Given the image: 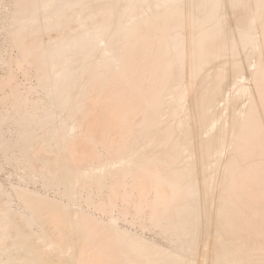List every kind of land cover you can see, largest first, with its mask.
<instances>
[{"label":"rangeland","instance_id":"1","mask_svg":"<svg viewBox=\"0 0 264 264\" xmlns=\"http://www.w3.org/2000/svg\"><path fill=\"white\" fill-rule=\"evenodd\" d=\"M26 1L25 0H18L19 4L21 3L19 6L17 0H0V21H1L0 22V121H1L0 122V185H1L0 191L3 192V193L2 192L0 193V264H134V263L135 264H146V263H148V261L150 262L153 259L156 262L158 261L159 263H162V264L163 263H165V264L166 263H174V262H176L178 264L179 261H182V264L183 263L187 264L190 260L191 261L189 262V264H192V263L193 264H197V263L201 264L200 261H202V264H204V263L205 264H228V263L232 264V262H231L232 258H229V257H233L234 252L235 253L238 252V254H240V255H237V254L236 255L239 257L241 264H248V263L253 264L255 261H257V262H262V260L264 261V233H263L264 231H262L263 226L261 225V224H263V222L261 221L262 218L259 217V215H261V212L257 211L259 209V207L257 208V210L255 209L257 207V205H260V209H262L261 206L264 205V203H262V202H264V200H263L264 194H262V196H263L262 197L261 193L259 194L260 191H258L259 190L258 187L254 183H251V182H255L254 180L251 181L250 179H248L249 183L246 182V188L248 189L249 194H250L247 196L250 197L248 199L251 200L250 204L252 205V208L255 207L254 205H256V207L254 208V210L252 209V211H249V210H251V208H250L251 206L248 205L249 203H247V206H248L247 208L245 207L246 205L244 206L243 202L242 203L240 202V200H239V203H237V202L234 203L235 205L233 204V208H235V210H237L236 211L237 214L235 213V215L237 218L239 217L238 219L234 217L235 218L234 223L235 224L237 223L235 225L236 227L232 226L231 228H233L234 230L231 229V230H229L230 232L228 231V232L222 233L220 231L221 226L219 228V224L221 223V221H220L219 213H218L219 210H217V209H219L218 207H220L219 206L220 197L224 194V192L226 190L225 187H227V184H226L227 182L225 183L224 180L226 181L227 176L230 175L231 169H229L227 166L231 167V165H232L231 163L234 162L235 159L238 160V158H236L234 156V155H236L235 152L233 154L231 153L233 148H234L233 150H235V144L234 143H232V145L229 143L227 144L229 147H231L230 148L231 151H229L230 149H227V147L224 148L223 150H222L223 147H221V146H220L221 149L220 148L216 149V147H215V149H212L213 151H211V150L209 151V153H211L210 155L208 152H206L208 154L205 153V155L202 158L201 154H199V153H203L204 150L201 151L202 149L198 148L199 147V145H198L199 140L198 141L197 140L190 141L193 143L192 145H191V143H189L188 140H183V138L185 136V134L183 135V133H185L186 127L189 125V124L186 125V123H184V122H187V120L190 121L189 117L191 116V115L189 116V114H190V100L186 99L187 97H185V99L184 98L179 99V97H178L177 100L175 99L176 102L178 100L180 101V102L178 101L179 103L177 102L178 103V106H177V103H175L174 97L177 98L178 95L176 93L177 92L179 93L181 90H183L182 87L184 88L186 81H185V83L183 81L182 85H181V83H179L180 84L179 85V84H177L178 82H174L172 84L173 88L169 89L170 92L168 91L164 94L165 96L163 95L162 100H165V101H163V104L161 102L160 106L158 107V109L155 112L156 116H158V117H156V121L154 124L155 125L154 127H156V128H154V127L151 128L150 130L152 132L149 130V133L147 134L148 137L146 136L149 139L145 138L146 134L144 135V138L142 137L143 135H141V137H137V136H139L138 135L139 130H142L144 125L146 124L145 121H147L148 116L153 114V112H154L150 108L151 92L148 91L149 93L147 94V91H146V94H145V88H143V86H141V85H143L141 83L142 81L140 82V81L136 80V79H138V75H137L138 73L135 74L134 77L132 75H131V77L129 75H127L128 78L125 76V74L123 73V70L121 69V68H123L122 63L120 66V63L118 61H116V60H119L121 62L123 60V59L122 60L117 59L119 57L116 56V54H118V53H115V51H118V49L113 50L114 51L113 52V51H110V49H112V48L109 46V50H108V48H107L108 46L106 45V42L104 41V39L103 40L100 39L101 37H99V35L96 36V38L98 37L99 38L98 41L101 40V41H103V43L101 41H100L101 43H99V44L97 41H95V42H97V45H101V46H98V47H97V45L95 46L96 43L94 42V40L96 38L94 39L95 36L93 33H92L93 34V38H92L93 40L91 39L92 45L94 47H96L95 49H93V51L95 52V54L98 55V57L91 50L90 51L87 50L88 49L87 46H85L86 49L84 48V46H82L83 50H81V48H82L81 46L79 47V45H81V43L83 42L82 41L83 38L90 40V37H92L91 36L92 34H90L91 31L89 29L95 28V26H91V28H90V25L92 22L91 20H93V22H92L93 25L99 26V24H97V22H98L97 20L98 19L101 20V18L103 19L104 17H106L105 15H103L102 17L99 16V18L92 17L91 19L88 17V15L94 16V12L98 11V9L96 10L95 8H102V7L101 6L97 7L96 5H98V4H88L87 3V6H88L87 7L88 9L86 8L87 11L85 10V8L82 11L83 7L85 6V4L84 5H82V4L85 3L84 2L85 0L84 1L83 0H76V1L71 0L73 3L68 2L69 0H67V2L64 0V2H66V3L62 2L63 0H54L55 2H53V0H48V3H47V0H46L45 4H47L48 6L43 3L44 0H42L43 2H38L40 0H38V1L32 0V1L38 2V3H35V2L31 1L32 4H30L29 0H28L29 3L28 2L26 3ZM57 1H59V2H57ZM141 1L139 3H137L139 6L136 5V3L134 1L128 2L129 4L127 2L126 3L123 2L122 4H120V2H121L120 0H117L115 2L117 9L115 8V4H114V7L112 9V12H114V14H116V12H119L120 9H122L123 7L124 8L126 7L125 9H127L126 10L127 12L125 11L124 8L122 9L123 12H125V14L128 13V11H129L128 8L130 6H133V8L130 7L131 8L130 10L135 9L136 7L137 8L139 7V9H140V10H137V8H136L137 11L132 10L133 14L132 13H128L127 15L124 14V17L128 16V15L129 16H128V18L127 17L122 18V20H121V22L123 21L121 23L122 26L123 25L126 26V23H128L130 25L133 24L134 22L136 23V19L138 22L141 21L138 19L139 16H140V19H143V18L145 19V17L149 18V17H151V14L153 16L154 15L153 13H156L160 9H162V8L167 9V7L169 8L170 3H172L171 6L178 3V0H174L175 4H173V2H174L173 0H168L169 2H166L167 0H163L165 2L162 3V5H163L162 6L161 0H160V4H158L159 0H157L158 3L157 2L155 3L156 0H149V1L148 0L147 1L141 0ZM143 1H146V2H143ZM227 1L225 2V0H224V4L220 8V11L218 10V14L220 13L219 14L220 19H223V21L225 20V22H224L225 26H226V29L224 26L225 32H227V34L231 35V37H232V34H234V31L237 29L236 25L239 26L241 24L242 20L244 19V17H241L244 15V11L242 10V7H241V6H243V5H241L243 2L240 3V0H239V2L237 1L238 2L237 3V2H234L233 0H231L233 2L232 4L235 3V5L239 6V8H238V7H235V5L233 6L231 4V1H228L230 3H228ZM117 2H119L121 7L119 4H117ZM151 2L154 4H152ZM22 3H23V5L24 4L25 5L22 6ZM50 3L51 4L54 3V5L53 4L51 5ZM58 3H59V5L61 3V5H60L61 7H59V8H58ZM68 3H69V5H68ZM74 3H76L78 6L76 5L73 8H71L70 4L72 5ZM78 3L80 4V6ZM134 3H135V5H133ZM140 3H142V5H143L142 7H141ZM149 3H151V4L149 5ZM164 3L165 4L167 3L166 7H165ZM168 3H169V5H168ZM188 3H189V1H187V3H185V5L186 4L188 5ZM245 3L249 6H251L252 0H245ZM35 4H39V5H35ZM229 4L231 5V7H229ZM28 5L29 6L31 5L30 6L31 8ZM32 5L36 6V7L41 6V8L40 7L36 8V7H33ZM56 5H57V8L56 9L54 8L56 11L54 9H53L54 10L53 11L52 8L54 6L56 7ZM62 5H64V6H62ZM65 5L68 6V8L66 7L67 9L66 8L63 9V7H65ZM189 5H190V3H189ZM43 6H44V10H43ZM93 6H94V9L92 8ZM146 6L148 8H146ZM154 6L155 7L158 6L157 10H156V8H154ZM24 7H25V9H23ZM32 7H33V9H32ZM46 7H47V9H46ZM48 7H49V9H48ZM77 7L78 8L80 7L81 9L79 8L80 9L79 10ZM186 7H188L186 9H189V6H186ZM89 8L90 9L92 8V10H90ZM114 8L116 10H114ZM13 9H14V12H12ZM36 9H38L39 11L40 10L41 11L43 10V11L42 12L40 11L39 13H37L38 10H36ZM164 9H162V11ZM232 9L235 10L236 13ZM239 9H241V10H239ZM33 10L35 11V13L33 12ZM58 10H61V11H59V13H58ZM93 10H94V12H92ZM236 10H238V11H236ZM30 11L32 13H34L35 16H34V14L32 15V13L30 15L29 14ZM241 11H242V13H241ZM67 12H68V14H66ZM78 12L79 13L81 12V14H84V15L81 16V14H78ZM82 12H84V13H82ZM86 12H88V13H86ZM106 12H108V11H106ZM159 12H161V10ZM16 13H18V14H16ZM53 13H54V15H53ZM73 13L75 14L76 17L73 15ZM85 13L88 14L87 17H86ZM200 13L201 12L199 10V13H197V16L198 15L201 16ZM15 14L17 15V17ZM240 14H241V16H240ZM62 15H63V17H62ZM69 15H70V18H69ZM235 15H236V17H235ZM36 16H38V17H36ZM78 16H79V19H78ZM134 16L136 17V19H134ZM30 17H31V19H29ZM93 18H95L97 20H95ZM12 19H14V20H12ZM23 19H24V21H23ZM34 19H35V21H34ZM74 19H75L76 23H75ZM106 19H109V18H106ZM110 19H114V17H112ZM125 19H127V20H125ZM27 20L31 21L30 25L28 24L30 22H28ZM53 21H55V22H53ZM12 22H13V24H12ZM34 22H35L36 27L34 25H32V24H34ZM19 23L21 25H19ZM78 23H79V25H78ZM99 23H100V21H99ZM15 24H17V26ZM23 24L24 25L26 24V27L23 26ZM58 24H60V25H58ZM84 25L90 31L89 32L90 35L88 34V30L84 27ZM130 25L128 27L127 26L126 27L129 28L132 26V25L131 26ZM44 27H46V28H44ZM52 27H53V29H52ZM42 28H43V31L40 30ZM64 28H65V30H64ZM153 29L156 30V28H153ZM193 29L194 28H192L191 31ZM197 29L198 28H195V30H193L194 33L197 31ZM23 30L25 33L23 32ZM85 30H87V32ZM186 30H187L186 32L184 30V33H187V32L190 33L191 32L189 30V28ZM258 30L259 29H257V30L255 29L252 31V33L254 32L253 35L256 33L255 34L256 36L255 35L253 36L254 37V43H256V44L253 43V44H249L248 46L245 45V46H243L244 48H242V46L234 47L233 50H231V51L229 50L230 55H229V51H228V54L224 53L223 56H222V54L219 55L220 58L217 57L215 59L216 61L212 62L213 64L211 63L210 65H206L205 68H203L202 71H200L198 80L200 81V79H202V78H205V79L207 78V80H209L208 81L209 83L206 80V83H208V85L209 84L211 85L212 83H210V82H213L212 80L215 81L219 76H220L219 78H221L220 80L223 81V84H221V89L222 88L223 89L222 90L220 89L221 94H222V95H220L221 98L219 97L217 99V102L212 107L209 108V110H208L209 112H207V113L209 114L208 117L210 119V122H209L210 124L208 123L209 124V125H207L208 127L206 126L203 133L201 132L199 134V136L201 137L200 140H204V141L208 140L212 135H215L221 129L224 131L227 130L226 132L229 134L232 133L231 132L232 128L235 126L233 123L236 124V122H237L236 125H238V123L240 125L242 123L241 119L243 118L242 120L243 121L245 120L244 118H246V116H247V113H248L247 111L251 107H253L254 108L253 110H256V111H257V108L259 107L258 108L259 113L262 111V107H261L260 100H259L260 94L258 93V95H256L257 98H259L257 100H256V96H255V94H257L256 92H259V90L257 89V87H255L256 84L254 82H256V79H255L256 77H255V73L253 72V71H255V69L257 70L256 67H258L259 63L263 62L262 64L264 65V52H263L264 50L260 49L263 47H261L262 43H259L262 41L263 38H262V36H260V35H262L261 31L260 30L258 31ZM17 31H18V35L20 34L19 36H17ZM26 31H28L29 33ZM50 31H51V33H50ZM56 31H59V32H56ZM156 31H158V30H156ZM9 32H10V34H9ZM84 32L86 35L84 34ZM198 32H199V29L196 33H198ZM38 33L41 35H39ZM57 33H59V34H57ZM188 33L186 36L183 34H181V35H183L187 38L189 36L191 37V34H193V35L196 34V33L195 34L190 33V35H188ZM30 34H31V36H30ZM69 34H72V35H69ZM81 34L88 36L89 38L88 37H82ZM78 37H80V39ZM13 38H14V40H13ZM22 38H24V39L26 38V39L24 40ZM40 38H43V39H41L42 41L40 40ZM257 38H258V40H257ZM20 39H22V40H20ZM57 39H59V40H57ZM70 39H72L73 41ZM55 40H56V43H54ZM78 40H80L82 42L80 43V41H79V44H78L77 43ZM255 40H256V42H255ZM14 41H15V43H14ZM23 41H24V43H23ZM34 41H36V43ZM57 41L60 42V43H58L59 45L60 44L66 45V43H67V45L71 44L70 49H72V52H71L72 57H70L71 55L69 56V54H71L70 52L68 55L63 53L64 56L66 55L67 57L69 56L70 58L63 57L62 55L59 54L60 55L59 58H61V56L63 57V58H61L63 60L58 58L59 61L60 60L62 61V62L57 61V62H59V64L57 62H55L53 57L51 60L48 59L49 57H51L49 55L54 49H56L54 51H58L57 49L61 48V46H64V45H61L59 47V45L57 44ZM117 42H115V43H117ZM104 43L106 45L105 48H103L105 46ZM35 44H36V46L38 44V46L36 47ZM52 45H55L56 47L58 46L59 48L58 47L56 48L53 46L54 47V49H53V48H51ZM250 45H253V47ZM254 45H255V47H254ZM72 46H74V49L72 48ZM154 46H155V48H157L156 45H154ZM246 46H247V50H246ZM76 47H78V49H76ZM100 47H102V49H104V50H106V48H107V51H98V50H100L99 49ZM122 48H124V47H122ZM122 48H121L122 51L121 50H120L121 52L119 51L120 53L123 52ZM155 48L153 51H155ZM191 48L193 49V46L190 47V49ZM75 49L78 51H76ZM84 49L86 50L87 53L91 52L92 57H90V55L88 56L91 59L86 57L87 53L84 52V54H83ZM234 49H237V50L235 51ZM73 50H75V51H73ZM124 50L126 51V48ZM25 51H26V53H25ZM38 51H39V53H38ZM45 51L47 52V55L50 52L48 55V58H47ZM96 51H98V52L96 53ZM105 52H106V56L104 54ZM107 52H109L110 55ZM110 52L111 53L113 52L112 53L113 56L117 57V58L113 59L115 61L110 59L113 61L112 63L115 62V64H112V66L110 67L111 69L110 68L104 69V67H102V66L105 63L106 58L111 56ZM232 53H234V54H232ZM125 54H127V53H125ZM125 54L122 53L121 56L124 55L126 57ZM239 54H241V55H239ZM20 55H21V57L22 56L23 57L20 58ZM103 55H104V57H103ZM43 56H44V58H43ZM45 56H46V59H45ZM118 56H120V55L118 54ZM93 57H94V59L96 58L94 60L96 63V66L97 65L99 66L101 63L103 64L100 66L102 68H99L98 66L97 67L94 66L97 71L99 70L98 71L99 74L97 71H95V68L93 67V65L95 64L93 61ZM100 57H101V59H100ZM64 58L70 60V61H68L69 63L67 62V60H66V62H64L65 61ZM79 58H80V60H84V62H85V60H88V61H86L85 63L82 61V63H81ZM257 58H258V60H257ZM75 59H78L79 62L76 61ZM46 60H49V61H46ZM52 60L55 62L56 65L52 64L53 63ZM72 60H74L76 62H74L72 64ZM90 60H92V61H90ZM50 61H52V63ZM224 61H226V62L224 63ZM234 61L236 62V64ZM77 62H78V64H77ZM87 62L89 63V65H88V67H85V69L88 68V70L87 69L86 70H87V72L88 71H90V72L85 73L86 72V70H85L83 73L81 71V68L83 66L82 64L84 63V65H86V64H88ZM116 62H118L119 65H117L118 63H116ZM64 63H66V64H64ZM48 64H49V67L46 66ZM60 65L62 67L65 66V68H62ZM66 65L67 66L70 65L69 67L75 66V67H73L74 69H76V70H74V73H76L77 75L73 74L74 77L76 76L74 78L75 81H74L73 85L71 86V89H73L74 91L70 89L69 94L66 96L67 98L68 97L69 98L68 99L66 98L65 99L66 101H65L63 98H60L59 93H58V87H60V85L62 84L61 82L64 81V79H65L64 75L65 76L70 75V74H68L69 67H67ZM90 65H92V69H91ZM115 65H116V67H115ZM146 65H148V62H145V67H146ZM239 65L242 66L243 68L240 67ZM89 66H90V69H89ZM235 66L239 70H241L240 72L238 70L239 75L236 73L237 76L233 73V71L237 70ZM52 67H53V71L50 70ZM186 67L187 66H185L184 69L187 72L188 68H186ZM83 68H84V66H83ZM48 69H49V71H48ZM100 69H103L104 72H102L103 70L100 71ZM143 69H144V66H143ZM223 69H224V71H223ZM63 70H64V72H66V74L63 72ZM79 70H80V72H79ZM91 70H93V71H91ZM105 70L107 73L109 72L108 75H106ZM58 71H60V73ZM56 72H58V73H56ZM119 72H122V73L120 74ZM53 73H55V74H53ZM95 73L99 76H96ZM116 73H118V74H116ZM59 74H60V76L62 74V76L60 77ZM93 74H94V76H93ZM209 74H210V76H209ZM252 74H254V77ZM49 75L54 76L53 79L51 76V80H50ZM56 75H57V77H56ZM101 75H103V76H101ZM83 76H85V77H83ZM89 76L91 77L90 80L88 78ZM92 76H93V78H92ZM112 76H114V78ZM94 77H96V78L98 77V78L94 79ZM229 78H231V80H229ZM93 79L97 80V81H94ZM113 79H114V81H113ZM119 79H121L122 83ZM122 79H124V81ZM232 79H233V81H232ZM58 80L61 84H59L57 82ZM185 80H187V78ZM216 81L219 82L218 79ZM230 81L232 82V84L230 83ZM241 81L242 82L244 81V82L242 83ZM49 82H50V85L53 84L54 87H53V85L52 86L48 85ZM103 82H105V83H103ZM44 84H47V85H44ZM74 84H76L75 89H74V87H75ZM131 85H133L134 88ZM85 86H86V88H85ZM177 86H179V89L180 88L181 89L178 90ZM233 87H234V89H233ZM47 88H49V89H47ZM99 88H100V90H99ZM54 89H55L54 92L56 95L53 93ZM254 89H255V91H254ZM174 90L176 93L174 92ZM243 90H245V91H243ZM48 92L50 93V95L48 94ZM117 93H119V94H117ZM168 93H170V94L172 93V94L171 95L169 94V96H168ZM116 94L119 96V98ZM136 94L138 95V98H137ZM235 94H236V96H235ZM103 95H105V96H103ZM250 95H251V97H249ZM95 96H97V97L95 98ZM98 96H100V97H98ZM122 96H124V97H122ZM166 96H168V97H166ZM132 97L133 98L136 97L134 99V102H133ZM164 97H165V99H164ZM172 97H173V99H172ZM188 98H190V97H188ZM96 99H98V100H96ZM228 99H230V100H228ZM68 100H71V101H68ZM167 100H168V102H167ZM173 100H174V102H173ZM72 101H73V103H72ZM110 101H112V102H110ZM59 102L62 104V106L59 105L60 104ZM51 103L54 105H52ZM172 103L174 104V106ZM128 105H129V108L124 109V108L128 107ZM133 106H134V108H133ZM179 106H181V107H179ZM50 110H52V111L50 112ZM176 110H178V111H176ZM84 111H85V113H84ZM242 111L244 112V114ZM108 114H110V115H108ZM245 114H246V116H245ZM187 115H188V117H187ZM242 115H243V117H242ZM260 115H262V112L260 113ZM28 117H29V119H28ZM34 117H35V119H34ZM48 117H49V119H48L49 122L47 120ZM211 117H213L212 122H211ZM124 119H125V121H124ZM238 119H240L241 123ZM27 120H29L30 122L29 121L27 122ZM163 120L165 123L163 122ZM187 123H189V122H187ZM212 123H213V125H212ZM72 125H73V127H72ZM89 125H90V127H89ZM93 125H95V127ZM25 126H27L28 128H26ZM96 127H98V128H96ZM23 128L26 130L25 131L22 130ZM53 128H54V130H53ZM137 129H138V132H137ZM183 130H184V132H183ZM210 130H212L213 132ZM263 130H264V125H263ZM23 132H25V135ZM154 132L156 133V135L157 134L160 135V132H162V133L164 132V135L167 134L166 140L164 142L165 145L163 144V146H158L156 144V146H157V148H156V146H155V143H156L155 142V136L156 135ZM166 132H168V133H166ZM26 133L28 134V136H26ZM150 133H153V134H150ZM209 133H211V134H209ZM55 134H56V136H55ZM135 136H136V138H134ZM24 138H25V140H24ZM184 141H187V142L184 143ZM137 143L139 146H137ZM177 143H178V146L175 145ZM158 147H160V148H158ZM202 148H203V146H202ZM225 149L228 150L229 151V152L227 151L228 154L231 153L235 159L232 157L231 154L227 155V152L225 151ZM216 150H218V151H216ZM163 151H165V152H163ZM110 152H111V154H110ZM174 153H175V155H174ZM190 153H192V154H190ZM95 154H96V156H95ZM144 156H146V157H144ZM157 156H159L158 158H160V157L161 158L158 159ZM175 156H176V158H174ZM206 156H208V158ZM230 156L234 160L231 159L232 160L231 162H227L230 160V159H228ZM142 157H144V158L142 159ZM150 158H152V159H150ZM145 159H147L146 162H148V163L145 162ZM189 159H191V160H189ZM256 159H258V157ZM148 160L149 161L153 160V162H151V161L149 162ZM154 160L156 161V164L154 163L155 162ZM220 160H221V162H220ZM138 161L139 162L142 161V162L139 163ZM46 162L49 163V165H46ZM168 162H170L169 164H171V165H169V164L167 165ZM238 162H239V164H244L241 159H239ZM249 162H250L249 160H248V162L245 161L246 164ZM54 163H56V164L58 163L59 166L54 164ZM149 163H151L152 165ZM174 163H175V165H174ZM111 164H112V166H111ZM136 164H139L140 167L137 166ZM135 166H136V168H134ZM164 166H165V168H164ZM137 167H138L139 171H136ZM241 167L244 168L243 166H241ZM158 168H159V170H158ZM161 168H163V169L161 170ZM132 169L133 170L135 169V171L133 172ZM140 169H142L143 171ZM69 170H71V171L69 172ZM174 170H177L178 173H182V178H180V187L183 186V188H185L186 185L187 186L190 185L191 187L193 186L196 188H198V187L201 188V190L199 188L194 190L192 192L193 195L190 194L189 192L186 193L187 190H184L183 188H181L182 192L179 191V194H183V196L189 197L191 199V201L192 200L194 201V202L193 201L192 202L194 203L195 208L197 210V212H196L197 219H196V217H195V219L198 222V226L196 227L198 229L196 231L197 232L196 233L197 240H196V235H194L195 233L192 231H189V229H188V232L185 229H183L184 231L182 230L183 236L181 235V231H180V235H179L180 237L178 236V234L176 235V233L178 231L173 230L174 231L173 232L171 229L172 220L174 221V218H177V217H174V213H173V211L175 212V206L174 205H176V203L180 201L179 197L181 196L179 194H178L179 195L178 196V195H174L172 193V195L177 196L176 198H179L178 200H176V203H175V200L170 199L171 191H169V190H172V188L170 189L169 187L171 185L170 182L173 181L172 180V178H173L172 173L174 172ZM140 171H142L141 172L142 175L146 176L145 179L140 174ZM135 172L137 174L134 176L133 174ZM146 172H148V173H146ZM120 173H123L124 175L121 176L122 174H120ZM149 173H151V175ZM155 173H157V174L155 175ZM51 174H53V175H51ZM118 174L120 175V178L121 179L123 178L124 180L123 179L121 180L119 178ZM146 174H148V175H146ZM127 175H128V177H127ZM179 175L181 176V174H179ZM124 176H126V178ZM155 176H157V177H155ZM140 177H141V179H140ZM150 177H151V179H150ZM85 178H87V179H85ZM138 178H139V180H138ZM153 178H155V179H153ZM116 179L121 180L120 181L121 183L119 182V180H116ZM115 180L117 183L114 182ZM151 180L154 183L151 182ZM82 182H83V184H82ZM149 182L152 184H150ZM161 182H162V184L164 182V185L161 184L162 185L161 186L160 185ZM165 182L167 184H169V183L170 184L165 185ZM141 183H143V184L141 185ZM154 184H156L158 187L157 188L155 185V187H156L155 191H154V186H153ZM135 185L136 186L138 185V186L136 187ZM146 185H148V186H146ZM167 186H168V188H166ZM255 186H256V188H254ZM147 187H148V189H147ZM162 187H164L165 189ZM204 187H206L205 193L202 192V191H204ZM134 188H136V189H134ZM139 188H141V189H139ZM3 189L5 192L3 191ZM250 189H251V191L252 190L253 191L251 192ZM143 190L145 192H143ZM217 190H218V192H217ZM168 191H169V193H168ZM255 191H257V192H255ZM24 193H25V195H24ZM167 194H168V196H167ZM251 194H252V196H251ZM154 195H156V196H154ZM255 195L256 196L258 195V197H255ZM68 196H69V198L67 199ZM159 197L161 199H158ZM155 198L158 200L157 202H156ZM163 198H164V200H163ZM171 198H175V197L172 196ZM169 199L172 201L170 202ZM260 199L262 201H260ZM153 200H154V202H153ZM165 200L168 203V204L166 203L167 205L165 204ZM253 200H254V202H253ZM58 202H59V204H58ZM3 203H4V205H3ZM150 203H152V204L154 203L155 208H157L158 210L155 209L153 207V205H151ZM156 204H158V205L156 206ZM163 205H166L167 207L166 206L163 207ZM59 206H61L63 209ZM171 206L174 208H171ZM60 208L63 211L64 215H63L62 211L59 210ZM151 208H154V209H151ZM166 208L168 209V211L164 212L166 210ZM263 209H264V206H263ZM263 209L261 211H264ZM7 210H9V211H7ZM152 210H153V212L155 210V212H154L155 215L153 214ZM205 210H207V212H205ZM255 210H256L255 213H257V214H254ZM71 211H73V212H71ZM198 211H199V214H197ZM216 211H218V212H216ZM258 212H260V214H258ZM205 213H207V214H205ZM3 214H5V215H3ZM56 214H58V215L55 216ZM248 214H249V216H248ZM262 214L264 216V212ZM152 215H154V216H152ZM163 216H164V218H163ZM68 217H69V219H68ZM165 217L168 218L167 220H169V221L165 220L166 219ZM155 218H157V219H155ZM218 219H219L220 223H219ZM239 219H241V220L239 221ZM166 221L168 222L169 228H168V226H166L167 225V223H165ZM175 221H178V219ZM169 222H170V224H169ZM250 222H251V224H250ZM216 224H218V228L220 230L217 228ZM76 228H78V229H76ZM211 228H213V229H211ZM55 229H56V231H55ZM166 229L167 230L169 229V230L167 231ZM62 232L64 234H62ZM191 232H192V234H191ZM186 233H189L190 237L192 235L195 236V240H193L194 239L193 236L189 240V238H188L189 236H188V234L186 235ZM61 234H62V236H61ZM124 234L127 235L126 237H128L130 239V242L134 241L137 245L140 246L139 248H143L145 250V251H143L142 249H138V248L135 249L138 246L135 244H132L134 242H131L129 245L127 244L129 248H130L131 244L133 245V246L131 245L132 246L131 248L133 250L132 251L133 255L135 254V252H134L135 250H136V253L138 250L140 252H141V250L143 251L140 253V254H142L141 255L142 256V258H141L142 262H141V260H139L141 257V256H139L140 254H138L139 251L134 256L132 254L127 255V253H131L130 251L128 252V250H131V248L129 249L125 245L126 242L128 241V239H126V237H124L125 236ZM219 234L221 235V238H220ZM260 234H261V236H260ZM175 235H176V237H175ZM117 236H119V237H117ZM177 236L179 238H181V236H182V239H179ZM131 237H132V239H131ZM85 238H86V240H85ZM89 238H90V240H89ZM187 238H188V241L186 242ZM87 239H88V241H87ZM124 239L126 241H124ZM214 239L216 242L220 240L219 241L220 243H221V241H223L222 242L223 244H220L218 242L220 244V245L217 244V246H219V248L222 245L224 247V244H225L224 255L221 254L222 252L221 253L219 252V249L217 248L216 245L214 246V242H215ZM234 239L236 240V242ZM122 241H123V243H122ZM138 241H140V242H138ZM191 241L192 242L197 241V244L196 245L194 244L196 246V248H191L192 247V246H190V245H192ZM249 241H250V243H249ZM234 242H235V244H234ZM75 243H77V244H75ZM128 243H129V241H128ZM248 243L250 244V246ZM230 244L234 245V246L232 247ZM242 244L244 245V247L242 246ZM245 244H247V245H245ZM252 244H254V245H252ZM125 246L128 248L127 252H126ZM226 246H228V248ZM246 246H247L246 249L249 248L250 251L251 250L252 251L250 252L249 249L246 251V249H245ZM253 246L259 247V248H254ZM241 247H243V249H245V250L241 249ZM150 248H152V249L150 250ZM37 249H39V250H37ZM227 249H229L230 252H228ZM238 249H240V250L238 251ZM241 250H243V252H241ZM121 251H122V253H121ZM155 251H157L159 253H157ZM160 251H161V255H159ZM217 251H218V253H217ZM145 252H147V253H145ZM150 252L151 253L154 252L158 258L160 257L159 259L161 262L159 261L158 258H157L158 260L156 259V256H154V253L152 255ZM213 252L215 255L213 254ZM257 252H259V253H257ZM165 253H166V255H165ZM172 253H174V254H172ZM231 253H233V254H231ZM242 253H244V254H242ZM125 254H126V256H125ZM144 254H147V255L149 254V255L147 256ZM131 255H132V257H131ZM168 255H169V257H170V255L171 256L175 255V256H180V257H175V256L173 257L172 256V257L168 258L167 257ZM211 255H214V256H212L213 258L211 257ZM260 255H261V257H260ZM128 256H129V260H130V257L132 258V260H131L132 262L128 261L126 259V258H128ZM145 256L149 257V258H147L148 260L146 262H145L146 258L145 259L143 258ZM202 256H203V258H202ZM215 256H217V257L219 256L218 257L219 262H217V260L214 259ZM249 256H250V258H249ZM254 256H256V257H254ZM152 257H154V258H152ZM161 258H162V260H161ZM171 258H172V260H171ZM174 258L176 259V261ZM205 258H207V259H205ZM211 258L214 259V262H217V263H213L212 262L213 260H210ZM252 258H253V260H252ZM257 258L259 260L260 259L261 260L259 261ZM133 259H135V261ZM244 259H245V261H244ZM246 259H247V262H246ZM143 260H144V262H143ZM164 260H166V262ZM173 260H174V262H173ZM207 260H208V262H207ZM223 262H225V263H223ZM150 263H148V264H150ZM179 264H181V263H179Z\"/></svg>","mask_w":264,"mask_h":264},{"label":"bare ground","instance_id":"2","mask_svg":"<svg viewBox=\"0 0 264 264\" xmlns=\"http://www.w3.org/2000/svg\"><path fill=\"white\" fill-rule=\"evenodd\" d=\"M26 1V0H25ZM30 1V4H32V2H35V1H32V0H29ZM32 1V2H31ZM36 1H38V0H36ZM45 1L46 0H44V2L42 1V0H40V1H38V2H43L44 4H45ZM66 2H67V0H65ZM76 1V0H75ZM84 1V0H83ZM117 0H85L84 2L85 3H83L82 5H84L85 4V6L83 7V9H82V11L84 10V8H85V10H86V8L88 7L87 6V3L88 4H98V5H96L97 7H102V8H95L96 10L98 9V11H96V12H94V10L92 11V12H94V16H89L88 14H86V13H88V12H86L85 14H86V17H87V15H88V17L91 19L92 17H97V18H99V16H103V15H105L106 17H104L103 19L101 18V20L100 19H95V18H93V19H95V20H97L98 22H97V24H99V26H96V25H93V20H91L92 22H91V25H90V28H91V26H95V28H92V29H89L90 31H91V33L90 34H94V39L96 38V36H98L99 35V37H101L100 39H104V41L106 42V45L108 46L107 48H108V50H109V46L112 48V49H110V51H113V50H117L118 49V51H115V53H118L120 56H118V54H116V56L117 57H119V58H117V57H114L113 56V52L111 53V56H109L110 54H109V52H107L109 55V57H107L106 58V60H105V63H104V65L101 63L98 67L99 68H102V67H104V69L105 68H110L111 66H112V64H115V62L114 63H112L113 61H115V60H113L114 58H117V59H120V60H122L121 62L119 61V60H116V61H118L119 63H120V66H121V63H122V67L123 68H121L122 70H123V73L125 74V76L127 77V75H129L130 77H131V75L134 77L135 76V74H137L138 75V79H136V80H138V81H142L141 83L143 84V85H141V86H143V88H145V94H146V91H147V94L149 93V92H151V101H150V103H151V105H150V108H151V110H153L154 112H153V114H151V115H149L148 116V118H147V121H145L146 122V124L144 125V127H143V129L142 130H139V132H138V129H137V132H138V135L139 136H137V137H141V135H143L142 137L144 138V135H145V138H147L148 136H147V134L149 133V130L151 129V128H153L155 125V121H156V117H158V116H156V114H155V112H156V110L158 109V107L160 106V104H161V102H162V104H163V101H165V100H162L163 99V95L166 93V92H170V88H173L172 87V84L174 83V82H178L177 84H179V83H181V85H182V83H183V81H184V83H185V81H186V83H185V85H184V88L182 87V89L183 90H181L179 93L177 92H175V90H174V92L178 95L177 96V98H175L174 97V100L176 99H178V97H179V99H185V97H187L186 99H189L190 100V114H189V118H190V121H188L187 120V122H189V123H187V122H184V123H186V125H188L187 127H186V130H185V133H183V135L185 134V136H184V138H183V140H188L189 141V143H191V145L193 144L192 142H190V141H195V140H199V143H198V145H199V147L198 148H201L202 150L201 151H203L204 150V152L203 153H199V154H201V156H202V158H203V156L205 155V153L206 152H208L209 153V151L211 150V151H213L212 149H215V147H216V149L217 148H220V146L221 147H223L222 148V150L224 149V148H226L227 147V149H230L231 147H229L227 144L229 143V144H231L232 145V143H234L235 144V150H233L232 149V154L235 152V154L237 155H234L236 158H238V160L239 159H241L242 161H243V163L244 164H239V162H238V160L237 159H235L234 158V156L232 155V157L235 159H233L231 156L228 158V159H230L229 161H227V162H231L232 160H234V162H232L231 164V167H229V166H227L229 169H231L230 170V175L229 176H227V178H226V181L224 180V182L227 184V187H225L226 188V190H225V192H224V194L220 197V201H219V206L220 207H218L219 209H217V210H219V212L218 211H216V212H218L219 213V218H220V221H221V223H220V221H219V219H218V221H219V223L221 224H219V228H220V226H221V230L218 228V224H216L217 225V228L223 233V232H228L229 230H231V229H233V228H231L232 226H235L236 224L234 223L235 222V218H237L236 217V215H235V213H236V211L237 210H235V208H233V204L234 203H239V200H240V202L242 203L243 202V204H244V206L247 208L248 206H247V203H249L248 205H250L251 207V210H249V211H252V209L254 210V208L256 207V205H254L255 207L254 208H252V205L250 204L251 202V200L250 199H248V198H250L249 196H247V195H250L249 194V191H248V189L246 188V182L247 183H249L248 181V179H250L251 181L252 180H254L255 182H251V183H254L257 187H258V191H260L259 192V194L261 193V196H262V194H264V130H263V125H264V65L262 64V63H259L258 64V67H256L257 68V70L255 69V71H253L254 73H255V79H256V82H254L255 84H256V86L255 87H257V89L259 90V92H256L257 94H255V96L256 95H258V93L260 94V99L259 98H257V96H256V100L257 99H259L260 100V104H261V107H262V115H260V113L258 112L259 110H258V108H257V111L256 110H253L254 108L253 107H251L247 112V116H246V114H245V116H246V118H244L245 120L243 121L242 119H241V121H242V123H241V121H240V119H238L239 121H240V125H239V123H238V125H236L237 124V122H236V124L235 123H233L235 126L232 128V133H227L226 131H224V130H220L218 133H216L215 135H212L208 140H206V141H204V140H200V136H199V134L202 132L203 133V131H204V129L206 128V126L207 125H209L210 123V119H209V117H208V113L207 112H209L208 110H209V108L210 107H212L216 102H217V99L220 97V95H222L221 94V90L223 89H221V84H223V81L222 80H220L221 78H217L218 79V81L219 82H217L216 80L214 81V80H212L213 82H210V83H212L211 85L209 84L208 85V81L209 80H207V78L205 79V78H202V79H200V81L198 80V78H199V74H200V71H202V69L203 68H205V66L206 65H210L213 61H216L215 59L218 57V58H220L219 57V55H221L222 54V56H223V54L224 53H227L228 54V51L230 50H233V48L234 47H237V46H242V48H244L243 46H245V45H249V44H253L254 43V35L256 34H254L253 35V33H252V31L253 30H257V29H259L260 31H261V34L262 35H260V36H262V41L261 42H259V43H262V46L261 47H263V48H260V49H263L264 50V0H252V4H251V6H249V5H247L246 3H245V0H240V3L241 2H243L241 5H243V6H241L240 4V6L242 7V10L244 11V15L243 16H241V14H240V16L241 17H244V19L242 20V22H241V24L238 26V25H236V30L234 31V34H232V37H231V35H228L227 34V32H225V29H226V26H225V20L223 21V19H220V13L218 14V10L220 11V8L223 6V4H224V0H187V1H189V3H190V5H189V3H188V5L186 4L185 5V3H187V1L186 0H178V3L177 4H175V1L173 2V4H175V5H173V6H171L172 5V3H170V5H169V3H168V5H169V8L167 7V9L165 8H162V9H164L163 11H162V9H160L161 10V12H159V11H157L156 13H153L154 15L152 16V14H151V17H149V18H146L145 17V19L143 20V19H140V16H139V20H141V21H137V19H136V17L134 16V19H136V23L134 22H132L133 24H128V23H126V26L128 27L129 25L131 26V27H129V28H127L126 26H122V22H121V20H122V18L124 17V14H125V12H123V8L122 9H120V11L119 12H116V14H114V12H112V9H113V7H114V4H115V8H116V2ZM121 2H120V4H122L123 2L124 3H128V2H131V1H134L135 3H136V5H138L137 3H139L141 0H120ZM147 1V0H146ZM146 1H143V2H146ZM149 1V0H148ZM227 0H225V2H226ZM228 1H231V0H228ZM227 1V2H228ZM234 2H239V0H233ZM17 2H18V0H17ZM23 2V1H22ZM28 2V0L26 1V3ZM38 2H35V3H38ZM53 2H55L54 0H53ZM57 2H59V1H57ZM62 2H64V0L62 1ZM66 2H64V3H66ZM68 2H71V3H73L71 0H69ZM78 2V1H77ZM142 2V1H141ZM157 2V0L155 1V3ZM163 2H165V1H163V0H161V5H162V3ZM166 2H169L168 0L166 1ZM237 2V3H238ZM24 3V2H23ZM23 3H22V6H24L23 5ZM29 3V2H28ZM47 3H48V0H47ZM81 3V2H80ZM135 3L133 4V5H135ZM152 3V2H151ZM151 3H149V5L151 4ZM158 3V2H157ZM228 3H230V2H228ZM233 2L231 1V4H232ZM236 3V4H237ZM18 4H19V2H18ZM21 4V3H20ZM20 4H19V6H20ZM40 4V3H39ZM39 4H35V5H39ZM42 4V3H41ZM51 4V3H50ZM49 4V5H50ZM53 5H54V3H52ZM51 4V5H52ZM57 4V3H56ZM63 4V3H62ZM79 4V3H78ZM117 4H119V2H117ZM119 4V5H120ZM129 4V3H128ZM127 4V5H128ZM141 4V7L143 6L142 5V3H140ZM144 4V3H143ZM152 4H154V3H152ZM158 4H160V0H159V3ZM165 4V3H164ZM167 4V3H166ZM166 4H165V7H166ZM34 5V4H33ZM32 5V6H33ZM43 5V4H42ZM45 5H47V4H45ZM60 5H61V3H60ZM59 5V3H58V8L59 7H61ZM67 5V4H66ZM65 5V7H63V9L64 8H68V6H66ZM68 5H69V3H68ZM77 4L76 3H74V4H70V7L71 8H73L74 6H76ZM132 5V4H131ZM160 5V6H161ZM185 5V6H184ZM233 6L235 5V3L234 4H232ZM14 6V5H13ZM29 6V5H28ZM31 6V5H30ZM29 6V7H30ZM48 6V5H47ZM62 6H64V5H62ZM78 6V5H77ZM79 6H80V4H79ZM91 6V5H90ZM139 6V5H138ZM145 6V5H144ZM163 6V5H162ZM171 6V7H170ZM186 6H189V9H186V8H188V7H186ZM33 7H36V6H33ZM33 7H32V9H33ZM38 8L40 7L41 8V6H37ZM36 7V8H37ZM119 7V6H118ZM120 7H121V5H120ZM119 7V8H120ZM129 7V6H128ZM127 7V8H128ZM130 7H132L133 8V6H130ZM128 8L129 9V11H128V13H132V10L133 11H135L136 10V8L135 9H132V10H130L131 8ZM185 7V8H184ZM229 7H231V5L229 4ZM235 7H238L239 8V6L238 5H235ZM15 8V7H14ZM20 8V7H19ZM31 8V7H30ZM56 9L57 8V5H56V7L54 6L53 8H52V10L53 9ZM66 8V9H67ZM78 8V7H77ZM80 8V7H79ZM78 8V9H79ZM93 9H94V6L92 7ZM92 8L90 9V10H92ZM114 8V10H116ZM126 8V7H125ZM124 8V9H125ZM146 8H148L147 6H146ZM154 8H156V10H157V8H158V6H154ZM234 8V7H233ZM23 9H25V7L23 8ZM46 9H47V7H46ZM48 9H49V7H48ZM51 9V8H50ZM54 9V10H55ZM61 9V8H60ZM81 9V8H80ZM79 9V10H80ZM88 9V8H87ZM144 9V8H143ZM203 9V10H202ZM235 9V8H234ZM10 10V9H9ZM16 10V9H15ZM20 10V9H19ZM35 10V9H34ZM33 10V12L35 13V11ZM36 10H38V9H36ZM43 10H44V6H43ZM42 10V11H43ZM51 10V11H52ZM53 10V11H54ZM70 10V9H69ZM73 10V9H72ZM127 9H125V11H126ZM137 10H140L139 9V7L137 8ZM136 10V11H137ZM142 10V9H141ZM199 10H200V14H201V16H197V13H199ZM202 10V11H201ZM233 10V9H232ZM239 10H241V9H239ZM41 11V10H40ZM39 10H38V12L37 13H39L40 12ZM41 11V12H42ZM56 11V10H55ZM59 11H61V10H58V13H59ZM87 11V10H86ZM106 11H108V12H106ZM148 11V10H147ZM153 11V10H152ZM234 12H235V10H233ZM236 11H238V10H236ZM12 12H14V9H13V11ZM22 12V11H21ZM26 12V11H25ZM46 12V11H45ZM49 12V11H48ZM73 12V11H72ZM85 12V11H84ZM84 12H82V13H84ZM127 12V11H126ZM149 12V11H148ZM20 13V12H19ZM31 11H30V15H31ZM34 13H32V15L34 14ZM36 13V14H37ZM62 13V12H61ZM90 13V12H89ZM127 13V14H128ZM236 13V12H235ZM241 13H242V11H241ZM16 14H18V13H16ZM15 14V15H16ZM22 14V13H21ZM66 14H68V12L66 13ZM71 14V13H70ZM78 14H81V12L79 13L78 12ZM127 14H125V15H127ZM133 14V13H132ZM131 14V15H132ZM140 14V13H139ZM146 14V13H145ZM7 15V14H6ZM24 15V14H23ZM38 15V14H37ZM43 15V14H42ZM53 15H54V13H53ZM73 15L75 16V14L73 13ZM82 15H84V14H81V16ZM135 15V14H134ZM138 15V14H137ZM142 15V14H141ZM8 16V15H7ZM12 16V15H11ZM21 16V15H20ZM34 16H35V14H34ZM33 16V17H34ZM44 16V15H43ZM49 16V15H48ZM65 16V15H64ZM68 16V15H67ZM129 16V15H128ZM128 16H125L124 18H128ZM133 16V15H132ZM144 16V15H143ZM142 16V17H143ZM16 17H17V15H16ZM36 17H38V16H36ZM41 17V16H40ZM60 17V16H59ZM62 17H63V15H62ZM73 17V16H72ZM76 17V16H75ZM112 17H114V19H110V18H112ZM201 17V18H200ZM235 17H236V15H235ZM10 18V17H9ZM22 18V17H21ZM35 18V17H34ZM48 18V17H47ZM46 18V19H47ZM51 18V17H50ZM53 18V17H52ZM69 18H70V15H69ZM85 18V17H84ZM88 18V19H89ZM106 18H109V19H106ZM219 18V19H218ZM7 19V18H6ZM29 19H31V17L29 18ZM41 19V18H40ZM76 19V18H75ZM75 19H74V21H75ZM78 19H79V16H78ZM87 19V18H86ZM133 19V18H132ZM238 19V18H237ZM3 20V19H2ZM10 20V19H9ZM12 20H14V19H12ZM21 20V19H20ZM63 20V19H62ZM67 20V19H66ZM72 20V19H71ZM94 20V21H95ZM125 20H127V19H125ZM130 20V19H129ZM241 20V19H240ZM16 21V20H15ZM23 21H24V19H23ZM28 21V20H27ZM34 21H35V19H34ZM41 21V20H40ZM48 21V20H47ZM56 21V20H55ZM55 21H53V22H55ZM61 21V20H60ZM70 21V20H69ZM89 21V20H88ZM99 21H100V23H99ZM223 21V22H222ZM235 21V20H234ZM239 21V20H238ZM1 22V21H0ZM10 22V21H9ZM26 22V21H25ZM28 22H30V23H28L29 25L31 24V21L29 20ZM33 22V21H32ZM64 22V21H63ZM72 22V21H71ZM70 22V23H71ZM240 22V21H239ZM17 23V22H16ZM38 23V22H37ZM49 23V22H48ZM47 23V24H48ZM62 23V22H61ZM68 23V22H67ZM75 23H76V21H75ZM82 23V22H81ZM12 24H13V22H12ZM27 24V25H28ZM39 24V23H38ZM66 24V23H65ZM85 24V23H84ZM125 24V23H124ZM238 24V23H237ZM16 26H17V24H15ZM19 25H21L20 23H19ZM32 25H34L35 27H36V25H35V22H34V24H32ZM58 25H60V24H58ZM70 25V24H69ZM73 25V24H72ZM78 25H79V23H78ZM6 26V25H5ZM23 26H25L26 27V24L24 25L23 24ZM22 26V27H23ZM54 26V25H53ZM64 26V25H63ZM83 26V25H82ZM224 26H225V29H224ZM238 26V27H237ZM7 27V26H6ZM15 27V26H14ZM24 27V28H25ZM55 27V26H54ZM57 27V26H56ZM69 27V26H68ZM84 27H85V25H84ZM88 27V26H87ZM126 27V28H125ZM194 28L193 30H195V28H198L199 29V32L198 33H196L197 31H198V29H197V31L194 33V31L192 30L191 31V29L192 28ZM8 28V27H7ZM12 28V27H11ZM32 28V27H31ZM44 28H46V27H44ZM49 28V27H48ZM59 28V27H58ZM61 28V27H60ZM77 28V27H76ZM86 28V27H85ZM153 28H156V30H158V31H156L155 29H153ZM189 28V30L191 31H189L190 33H194L195 35H193V34H191V37L189 36V37H185L186 35H187V33H184V30H185V32L187 31L186 29H188ZM191 28V29H190ZM52 29H53V27H52ZM78 29V28H77ZM81 29V28H80ZM87 29V28H86ZM18 30V29H17ZM27 30V29H26ZM40 30H42L43 31V28L42 29H40ZM51 30V29H50ZM64 30H65V28H64ZM79 30V29H78ZM77 30V31H78ZM82 30V29H81ZM88 30V29H87ZM87 30H85L86 32H87ZM88 30V34H89V31ZM258 30V31H259ZM10 31V30H9ZM15 31V30H14ZM52 31V30H51ZM51 31H50V33H51ZM70 31V30H69ZM68 31V32H69ZM75 31V30H74ZM154 31V32H153ZM23 32H24V30H23ZM26 32H28V31H26ZM56 32H59V31H56ZM63 32V31H62ZM257 32V31H256ZM25 33V32H24ZM29 33V32H28ZM27 33V34H28ZM43 33V32H42ZM70 33V32H69ZM75 33V32H74ZM190 33H188V35H190ZM7 34V33H6ZM9 34H10V32H9ZM34 34V33H33ZM39 34V33H38ZM37 34V35H38ZM46 34V33H45ZM53 34V33H52ZM57 34H59V33H57ZM84 34H85V32H84ZM89 34V35H90ZM93 34L91 35L92 37H90V40L89 39H86V38H81L82 39V41H80V40H78V44H79V41H80V43H81V45H79V47L81 46H84V48L86 49V47L85 46H87L88 47V49L87 50H91L92 52H94L93 51V49H95L96 47H94L93 45H92V41H91V39L93 38ZM181 34H183V35H185V36H183V35H181ZM16 35V34H15ZM14 35V36H15ZM20 35V34H19ZM18 35V31H17V36H19ZM23 35V34H22ZM29 35V34H28ZM39 35H41V34H39ZM43 35V34H42ZM69 35H72V34H69ZM82 35V34H81ZM86 35V34H85ZM85 35H82V37H88V36H85ZM258 35V34H257ZM7 36V35H6ZM26 36V35H25ZM30 36H31V34H30ZM36 36V35H35ZM75 36V35H74ZM78 36V35H77ZM256 36V35H255ZM9 37V36H8ZM21 37V36H20ZM19 37V38H20ZM45 37V36H44ZM43 37V38H44ZM51 37V36H50ZM66 37V36H65ZM71 37V36H70ZM10 38V37H9ZM18 38V39H19ZM43 38H40V40L41 39H43ZM46 38V37H45ZM60 38V37H59ZM64 38V37H63ZM79 39H80V37H78ZM77 38V39H78ZM89 38V37H88ZM12 39V38H11ZM22 39H24V38H22ZM22 39H20V40H22ZM26 39V38H25ZM24 39V40H25ZM49 39V38H48ZM76 39V38H75ZM74 39V40H75ZM97 39V40H96ZM95 40H94V42L95 41H97L98 42V44L99 43H103V41H101V40H99L98 41V37L96 38ZM256 39V38H255ZM13 40H14V38H13ZM37 40V39H36ZM50 40V39H49ZM57 40H59V39H57ZM68 40V39H67ZM70 40H72V39H70ZM93 40V39H92ZM257 40H258V38H257ZM42 41V40H41ZM61 41V40H60ZM73 41V40H72ZM101 41V42H100ZM118 41V42H117ZM19 42V41H18ZM35 43H36V41H34ZM40 42V41H39ZM44 42V41H43ZM70 42V41H69ZM93 42V43H94ZM97 42H95L96 44H95V46L97 45ZM115 42H117V43H115ZM255 42H256V40H255ZM14 43H15V41H14ZM13 43V44H14ZM21 43V42H20ZM23 43H24V41H23ZM32 43V42H31ZM42 43V42H41ZM54 43H56V40L54 41ZM58 43H60L59 41H57V44ZM62 43V42H61ZM108 43V44H107ZM115 43V44H114ZM258 43V44H259ZM69 44V43H68ZM86 44V45H85ZM254 44H256V43H254ZM19 45V44H18ZM42 45V44H41ZM56 45V44H55ZM55 45H52L51 46V48H53L54 49V47H56ZM59 45V44H58ZM61 45H64V44H60L59 45V47L61 46ZM73 45V44H72ZM89 45V46H88ZM104 45H105V43H104ZM103 45V46H104ZM106 45L103 47V48H105L106 47ZM154 45H156L157 46V48H155V46ZM191 45V46H190ZM260 45V44H259ZM258 45V46H259ZM14 46V45H13ZM35 46H36V44H35ZM37 46H38V44H37ZM36 46V47H37ZM54 46V47H53ZM70 46H71V44L70 45H67V43H66V45H64V46H61V48H59L58 46V48L59 49H57L58 51H54V50H56V49H54L51 53H50V55H49V53H48V55L49 56H51V57H49L48 58V55H47V52H46V55H47V58L49 59V60H51L52 59V57H53V59L55 60V62H57V61H59L58 60V58H59V56L60 55H62L63 57H67L66 55H68L69 54V52L71 53L72 52V49H70ZM98 46H101V45H97V47ZM154 46V47H153ZM193 46V49L191 50L190 49V47H192ZM247 46H246V50H247ZM250 46H252L253 47V45H250ZM56 47V48H57ZM91 47V48H90ZM122 47H124V48H122ZM238 47V48H239ZM254 47H255V45H254ZM39 48V47H38ZM37 48V49H38ZM44 48V47H43ZM47 48V47H46ZM45 48V49H46ZM49 48V47H48ZM72 48L74 49V46H72ZM107 48H106V50H104V49H102V47H100L99 49L100 50H98V51H107ZM121 48L123 49V54H125V53H127V54H125L126 55V57L124 56H121L122 55V53H120L122 50H121ZM126 48V51L124 50ZM154 48H155V51H153L154 50ZM237 48V49H238ZM251 48V47H250ZM76 49H78V47H76ZM75 49V50H76ZM80 49V48H79ZM84 49V51H83V54H84V52L85 53H87L86 52V50ZM98 49V48H97ZM237 49H234L235 51L237 50ZM241 49V48H240ZM255 49V48H254ZM33 50V49H32ZM75 50H73V51H75ZM81 50H83V47L81 48ZM121 50V51H120ZM239 50V49H238ZM262 50V51H263ZM28 51V50H27ZM36 51V50H35ZM76 51H78V50H76ZM80 51V50H79ZM98 51H96V53L98 52ZM120 51V52H119ZM125 51V52H124ZM230 51H229V55H230ZM234 51V52H235ZM241 51V50H240ZM256 52V51H255ZM264 52V51H263ZM25 53H26V51H25ZM38 53H39V51H38ZM43 53V52H42ZM63 53H65L66 55L64 56V54ZM81 53V52H80ZM114 53V54H115ZM238 53V52H237ZM240 53V52H239ZM29 54V53H28ZM33 54V53H32ZM60 54V55H59ZM93 54V53H92ZM94 54H95V52H94ZM93 54V55H94ZM105 54V56H106V52L104 53ZM226 54V55H227ZM232 54H234V53H232ZM242 54V53H241ZM241 54H239V55H241ZM263 54V53H262ZM45 55V54H44ZM58 55V56H57ZM71 55V56H70ZM90 55V57H92L91 56V52H88L87 53V56L86 57H88ZM95 55H97V54H95ZM102 55V54H101ZM236 55V54H235ZM26 56V55H25ZM41 56V55H40ZM61 56V58H63ZM69 56L70 57H72V53L71 54H69ZM67 57V58H70V57ZM75 56V55H74ZM77 56V55H76ZM228 56V55H227ZM234 56V55H233ZM23 57V56H22ZM21 57V55H20V58H22ZM28 57V56H27ZM36 57V56H35ZM90 57H88V58H90ZM95 57V56H94ZM94 57H93V61L96 59H94ZM97 57H98V55H97ZM102 57V56H101ZM101 57H100V59H101ZM103 57H104V55H103ZM121 57V58H120ZM153 57V58H152ZM31 58V57H30ZM42 58V57H41ZM43 58H44V56H43ZM61 58H59V59H61ZM24 59V58H23ZM45 59H46V56H45ZM91 59V58H90ZM104 59V58H103ZM110 59H112V60H110ZM224 59V58H223ZM262 59V58H261ZM27 60V59H26ZM49 60H46V61H49ZM61 60H63V59H61ZM59 61V62H62V61ZM64 62H66V60H67V62L68 61H70V60H68V59H66V58H64ZM76 61H78V59H75ZM79 60H80V58H79ZM257 60H258V58H257ZM260 60V59H259ZM45 61V62H46ZM53 61V60H52ZM52 61H50L51 63H52ZM76 61H74V60H72V64L74 63V62H76ZM81 61V63H82V61L84 62V60H80ZM86 61H88V60H85V62ZM90 61H92V60H90ZM220 61V60H219ZM233 61V60H232ZM231 61V62H232ZM55 62L53 61V63L52 64H54V65H56L55 64ZM59 62H57L58 64H59ZM79 62V61H78ZM78 62H77V64H78ZM84 62V63H85ZM98 62V61H97ZM104 62V61H103ZM118 62H116V63H118ZM145 62H148V65H146V67H145ZM218 62V61H217ZM226 61H224V63H225ZM235 62V61H234ZM239 62V61H238ZM242 62V61H241ZM261 62V61H260ZM20 63V62H19ZM69 63V62H68ZM71 63V62H70ZM84 63L82 64L83 66H84V68H83V66H82V68H81V71L84 73V71L87 69L88 70V68H86L85 69V67H88V65H89V63L88 64H86V65H84ZM91 63V62H90ZM93 63V62H92ZM94 63H95V61H94ZM119 63L117 64V65H119ZM21 64V63H20ZM47 64V63H46ZM57 64V65H58ZM64 64H66V63H64ZM71 64V65H72ZM98 64V63H97ZM213 64V63H212ZM234 64V63H233ZM232 64V65H233ZM235 64H236V62H235ZM242 64V63H241ZM246 64V63H245ZM244 64V65H245ZM93 65V64H92ZM92 65H90L91 66V69H92ZM101 65H103L102 67H100ZM42 66V65H41ZM47 67H49V64L48 65H46ZM61 66V65H60ZM64 66V65H63ZM67 66V65H66ZM70 66V65H69ZM69 66H67V67H69ZM77 66V65H76ZM80 66V67H81ZM90 66H89V69H90ZM94 66H96V63L93 65V67ZM96 66V67H97ZM143 66H144V69H143ZM185 66H187L186 68H188L187 69V72H186V70L184 69L185 68ZM221 66V65H220ZM240 66V65H239ZM51 67V66H50ZM62 67V66H61ZM73 67H75V66H73ZM73 67H69V71H68V74H70L69 76H65L64 75V77H65V79H64V81H62L61 83L59 82V80L57 81L59 84H61L60 85V87H58V93H59V96H60V98H63L64 100L67 98L66 96L69 94V91H70V89H71V86L73 85V83H74V81H75V77H74V75L73 74H76V73H74V70H76V69H74ZM114 67V66H113ZM115 67H116V65H115ZM119 67V66H118ZM208 67V66H207ZM206 67V68H207ZM217 67V66H216ZM236 67V66H235ZM240 67H242V66H240ZM239 67V68H240ZM246 67V66H245ZM43 68V67H42ZM62 68H65V66L64 67H62ZM61 68V69H62ZM95 68V67H94ZM120 68V67H119ZM118 68V69H119ZM141 68V69H140ZM243 68V67H242ZM252 68V67H251ZM56 69V68H55ZM80 69V68H79ZM111 69V68H110ZM215 69V68H214ZM236 71H233V73L236 75V73L238 74L241 70H239L237 67H236ZM247 69V68H246ZM39 70V69H38ZM42 70V69H41ZM50 70H52L53 71V67L50 69ZM87 70H86V72L85 73H89L90 71H88L87 72ZM101 70H103V69H100V71ZM114 70V69H113ZM120 70V69H119ZM185 70V71H184ZM212 70V69H211ZM217 70V69H216ZM238 70H239V72H238ZM254 70V69H253ZM48 71H49V69H48ZM47 71V72H48ZM62 71V70H61ZM91 71H93V70H91ZM95 71H97L96 70V68H95ZM99 71V70H98ZM97 71V72H98ZM109 71V70H108ZM111 71V70H110ZM223 71H224V69H223ZM247 71V70H246ZM59 73H60V71H58ZM58 72H56V73H58ZM63 72H64V70H63ZM76 72V71H75ZM79 72H80V70H79ZM102 72H104V70L102 71ZM116 72V71H115ZM244 72V71H243ZM242 72V73H243ZM42 73V72H41ZM50 73V72H49ZM52 73V72H51ZM65 74H66V72H64ZM101 73V72H100ZM105 73H106V75H108L109 74V72L107 73L106 72V70H105ZM104 73V74H105ZM120 74L122 73V72H119ZM202 73V72H201ZM206 73V72H205ZM223 73V72H222ZM53 74H55V73H53ZM81 74V73H80ZM91 74V73H90ZM96 74V73H95ZM98 74H99V72H98ZM102 74V73H101ZM116 74H118V73H116ZM77 75V74H76ZM84 75V74H83ZM214 75V74H213ZM216 75V74H215ZM219 75V74H218ZM221 75V74H220ZM233 75V74H232ZM239 75V74H238ZM249 75V74H248ZM253 75V77H254V74H252ZM51 76L52 75H49V79L51 80ZM59 76H60V74H59ZM61 76H62V74H61ZM60 76V77H61ZM93 76H94V74H93ZM93 76H92V78H93ZM96 76H99V75H97L96 74ZM101 76H103V75H101ZM119 76V75H118ZM117 76V77H118ZM124 76V75H123ZM209 76H210V74H209ZM237 76V75H236ZM53 77L54 76H52V79H53ZM56 77H57V75H56ZM78 77V76H77ZM83 77H85V76H83ZM113 78H114V76H112ZM89 78V80H90V76L88 77ZM96 77H94V79H95ZM98 78V77H97ZM96 78V79H97ZM100 78V77H99ZM111 78V77H110ZM121 78V77H120ZM128 78V77H127ZM187 78V80H185ZM189 78V79H188ZM223 78V77H222ZM247 78V77H246ZM56 79V78H55ZM54 79V80H55ZM82 79V78H81ZM93 79V80H94ZM101 79V78H100ZM99 79V80H100ZM112 79V78H111ZM160 79V80H159ZM226 79V78H225ZM254 79V78H253ZM41 80V79H40ZM87 80V79H86ZM85 80V81H86ZM98 80V81H99ZM104 80V79H103ZM120 81H121V79H119ZM123 81H124V79H122ZM189 80V81H188ZM206 80H207V82L208 83H206ZM229 80H231V78H229ZM42 81V80H41ZM56 81V80H55ZM61 81V80H60ZM94 81H97V80H94ZM106 81V80H105ZM112 81V80H111ZM113 81H114V79H113ZM222 81V82H221ZM232 81H233V79H232ZM245 81V80H244ZM243 81V82H244ZM52 82V81H51ZM88 82V81H87ZM86 82V83H87ZM137 82V81H136ZM225 82V81H224ZM240 82V81H239ZM238 82V83H239ZM242 82V81H241ZM242 82V83H243ZM251 82V81H250ZM44 83V82H43ZM76 83V82H75ZM95 83V82H94ZM103 83H105V82H103ZM118 83V82H117ZM121 83H122V81H121ZM228 83V82H227ZM230 83L232 84V82L230 81ZM246 83V82H245ZM55 84V83H54ZM88 84V83H87ZM230 84V85H231ZM249 84V83H248ZM44 85H47V84H44ZM48 85H50V82H49V84ZM53 85V84H52ZM52 85H50V86H52ZM82 85V84H81ZM89 85V84H88ZM104 85V84H103ZM180 85V84H179ZM252 85V84H251ZM56 86V85H55ZM74 89L76 88V84H74ZM93 86V85H92ZM96 86V85H95ZM106 86V85H105ZM122 86V85H121ZM124 86V85H123ZM128 86V85H127ZM132 87H133V85H131ZM236 86V85H235ZM49 87V86H48ZM53 87H54V85H53ZM52 87V88H53ZM57 87V86H56ZM82 87V86H81ZM80 87V88H81ZM94 87V86H93ZM137 87V86H136ZM178 87V90H180L179 89V86H177ZM247 87V86H246ZM245 87V88H246ZM51 88V89H52ZM85 88H86V86H85ZM97 88V87H96ZM95 88V89H96ZM116 88V87H115ZM134 88V87H133ZM231 88V87H230ZM244 88V89H245ZM47 89H49V88H47ZM78 89V88H77ZM102 89V88H101ZM108 89V88H107ZM136 89V88H135ZM221 89V90H220ZM233 89H234V87H233ZM256 89V88H255ZM255 89H254V91H255ZM71 90H73V89H71ZM93 90V89H92ZM99 90H100V88H99ZM120 90V89H119ZM173 90V89H172ZM171 90V91H172ZM177 90V89H176ZM228 90V89H227ZM249 90V89H248ZM49 91V90H48ZM55 89L53 90V93L55 94ZM74 91V90H73ZM81 91V90H80ZM149 91V92H148ZM231 91V90H230ZM243 91H245V90H243ZM257 91V90H256ZM84 92V91H83ZM99 92V91H98ZM97 92V93H98ZM101 92V91H100ZM173 92V91H172ZM235 92V91H234ZM248 92V91H247ZM47 93V92H46ZM81 93V92H80ZM88 93V92H87ZM95 93V92H94ZM131 93V92H130ZM143 93V92H142ZM174 93V94H175ZM225 93V92H224ZM246 93V92H245ZM254 93V92H253ZM48 94L50 95V93L48 92ZM100 94V93H99ZM109 94V93H108ZM117 94H119V93H117ZM116 94V95H117ZM124 94V93H123ZM133 94V93H132ZM144 94V93H143ZM169 94L170 93H168V96H169ZM172 94V93H171ZM170 94V95H171ZM230 94V93H229ZM242 94V93H241ZM56 95V94H55ZM54 95V96H55ZM97 95V94H96ZM115 95V94H114ZM137 95V94H136ZM142 95V94H141ZM167 95V94H166ZM48 96V95H47ZM74 96V95H73ZM103 96H105V95H103ZM118 96V95H117ZM165 96V95H164ZM168 96H166V97H168ZM235 96H236V94H235ZM254 96V97H255ZM45 97V96H44ZM50 97V96H49ZM57 97V96H56ZM97 96H95V98H96ZM98 97H100V96H98ZM122 97H124V96H122ZM171 97V96H170ZM188 97H190V98H188ZM249 97H251V95L249 96ZM43 98V97H42ZM47 98V97H46ZM45 98V99H46ZM55 98V97H54ZM69 98V97H68ZM67 98V99H68ZM85 98V97H84ZM118 98H119V96H118ZM131 98V97H130ZM133 98V97H132ZM136 98V97H135ZM135 98H133V102H134V99ZM137 98H138V95H137ZM147 98V97H146ZM221 98V97H220ZM230 98V97H229ZM248 98V97H247ZM56 99V98H55ZM94 99V98H93ZM92 99V100H93ZM99 99V98H98ZM98 99H96V100H98ZM164 99H165V97H164ZM170 99V98H169ZM172 99H173V97H172ZM249 99V98H248ZM82 100V99H81ZM137 100V99H136ZM174 100H173V102H174ZM176 100H175V103H177L176 102ZM228 100H230V99H228ZM254 100V99H253ZM258 100V101H259ZM38 101V100H37ZM46 101V100H45ZM63 101V100H62ZM66 101V100H65ZM68 101H71V100H68ZM67 101V102H68ZM89 101V100H88ZM95 101V100H94ZM138 101V100H137ZM136 101V102H137ZM142 101V100H141ZM149 101V100H148ZM183 101V100H182ZM185 101V100H184ZM233 101V100H232ZM42 102V101H41ZM44 102V101H43ZM110 102H112V101H110ZM132 102V101H131ZM167 102H168V100H167ZM170 102V101H169ZM180 102V101H179ZM178 102V103H179ZM228 102V101H227ZM251 102V101H250ZM39 103V102H38ZM53 103V102H52ZM51 103V104H52ZM60 103V102H59ZM69 103V102H68ZM72 103H73V101H72ZM105 103V102H104ZM146 103V102H145ZM166 103V102H165ZM171 103V102H170ZM178 103H177V106H178ZM184 103V102H183ZM43 104V103H42ZM64 104V103H63ZM124 104V103H123ZM136 104V103H135ZM173 104V103H172ZM225 104V103H224ZM41 105V104H40ZM50 105V104H49ZM52 105H54V104H52ZM59 105H61L62 106V104L60 103ZM65 105V104H64ZM72 105V104H71ZM90 105V104H89ZM98 105V104H97ZM134 105V104H133ZM183 105V104H182ZM226 105V104H225ZM242 105V104H241ZM245 105V104H244ZM68 106V105H67ZM74 106V105H73ZM84 106V105H83ZM92 106V105H91ZM123 106V105H122ZM167 106V105H166ZM173 106H174V104H173ZM176 106V105H175ZM184 106V105H183ZM221 106V105H220ZM219 106V107H220ZM254 106V105H253ZM64 107V106H63ZM162 107V106H161ZM169 107V106H168ZM171 107V106H170ZM179 107H181V106H179ZM229 107V106H228ZM250 107V106H249ZM48 108V107H47ZM76 108V107H75ZM93 108V107H92ZM127 108H129V105H128V107H126V108H124V109H127ZM133 108H134V106H133ZM149 108V109H150ZM227 108V107H226ZM241 108V107H240ZM59 109V108H58ZM106 109V108H105ZM174 109V108H173ZM176 109V108H175ZM186 109V108H185ZM261 109V108H260ZM42 110V109H41ZM57 110V109H56ZM163 110V109H162ZM161 110V111H162ZM180 110V109H179ZM226 110V109H225ZM242 110V109H241ZM52 110H50V112H51ZM139 111V110H138ZM148 111V110H147ZM173 111V110H172ZM175 111V110H174ZM176 111H178V110H176ZM183 111V110H182ZM244 111V110H243ZM242 111V112H243ZM246 111V110H245ZM73 112V111H72ZM103 112V111H102ZM110 112V111H109ZM231 112V111H230ZM240 112V111H239ZM74 113V112H73ZM84 113H85V111H84ZM115 113V112H114ZM173 113V112H172ZM226 113V112H225ZM140 114V113H139ZM232 114V113H231ZM241 114V113H240ZM243 114H244V112H243ZM54 115V114H53ZM86 115V114H85ZM108 115H110V114H108ZM61 116V115H60ZM166 116V115H165ZM230 116V115H229ZM32 117V116H31ZM75 117V116H74ZM110 117V116H109ZM168 117V116H167ZM187 117H188V115H187ZM242 117H243V115H242ZM37 118V117H36ZM108 118V117H107ZM144 118V117H143ZM212 118L213 117H211V122H212ZM234 118V117H233ZM28 119H29V117H28ZM31 119V118H30ZM34 119H35V117H34ZM46 119V118H45ZM49 119V117L47 118V120ZM59 119V118H58ZM87 119V118H86ZM140 119V118H139ZM164 119V118H163ZM176 119V118H175ZM186 119V118H185ZM188 119V118H187ZM231 119V118H230ZM236 119V118H235ZM33 120V119H32ZM92 120V119H91ZM90 120V121H91ZM159 120V119H158ZM226 120V119H225ZM3 121V120H2ZM29 120H27V122H28ZM34 121V120H33ZM32 121V122H33ZM64 121V120H63ZM111 121V120H110ZM124 121H125V119H124ZM144 121V120H143ZM185 121V120H184ZM233 121V120H232ZM238 121V122H239ZM1 122V121H0ZM30 122V121H29ZM31 122V123H32ZM35 122V121H34ZM40 122V121H39ZM48 122H49V120H48ZM94 122V121H93ZM163 122H164V120H163ZM217 122V121H216ZM43 123V122H42ZM96 123V122H95ZM99 123V122H98ZM165 123V122H164ZM163 123V124H164ZM168 123V122H167ZM172 123V122H171ZM209 123V124H208ZM214 123V122H213ZM213 123H212V125H213ZM35 124V123H34ZM104 124V123H103ZM176 124V123H175ZM217 124V123H216ZM226 124V123H225ZM28 125V124H27ZM43 125V124H42ZM65 125V124H64ZM81 125V124H80ZM91 125V124H90ZM90 125H89V127H90ZM102 125V124H101ZM172 125V124H171ZM181 125V124H180ZM185 125V124H184ZM185 125V126H186ZM221 125V124H220ZM94 127H95V125H93ZM184 126V127H185ZM227 126V125H226ZM233 126V125H232ZM26 128H28L27 126H25ZM42 127V126H41ZM72 127H73V125H72ZM106 127V126H105ZM180 127V126H179ZM208 127V126H207ZM212 127V126H211ZM217 127V126H216ZM96 128H98V127H96ZM154 128H156V127H154ZM181 128V127H180ZM179 128V129H180ZM224 128V127H223ZM227 128V127H226ZM52 129V128H51ZM182 129V128H181ZM215 129V128H214ZM219 129V128H218ZM22 130H26V129H22ZM21 130V131H22ZM53 130H54V128H53ZM75 130V129H74ZM158 130V129H157ZM184 130H183V132H184ZM59 131V130H58ZM73 131V130H72ZM151 131V130H150ZM164 131V130H163ZM207 131V130H206ZM210 131H212V130H210ZM209 131V132H210ZM230 131V130H229ZM27 132V131H26ZM29 132V131H28ZM152 132V131H151ZM213 132V131H212ZM263 132V133H262ZM21 133V132H20ZM24 133V135H25V132H23ZM30 133V132H29ZM133 133V132H132ZM155 133V132H154ZM166 133H168V132H166ZM150 134H153V133H150ZM206 134V133H205ZM209 134H211V133H209ZM23 135V136H24ZM79 135V134H78ZM92 135V134H91ZM137 135V134H136ZM155 135H156V133H155ZM167 135V134H166ZM166 135H164V132L162 133V132H160V135L159 134H157L156 136H155V146H156V144L158 145V146H163V144H164V142H165V140H166ZM172 135V134H171ZM181 135V134H180ZM26 136H28V134L26 133ZM55 136H56V134H55ZM147 136V137H146ZM25 137V136H24ZM90 137V136H89ZM204 137V136H203ZM207 137V136H206ZM26 138V137H25ZM25 138H24V140H25ZM134 138H136V136L134 137ZM133 138V139H134ZM23 139V138H22ZM50 139V138H49ZM147 139H149V138H147ZM168 139V138H167ZM138 140V139H137ZM32 141V140H31ZM65 141V140H64ZM144 141V140H143ZM185 142H187V141H184V143ZM114 143V142H113ZM153 143V142H152ZM188 143V144H189ZM28 144V143H27ZM31 144V143H30ZM187 144V145H188ZM114 145V144H113ZM136 145V144H135ZM165 145V144H164ZM167 145V144H166ZM173 145V144H172ZM175 145H177L178 146V143L177 144H175ZM190 145V144H189ZM230 145V146H231ZM137 146H139L138 145V143H137ZM148 146V145H147ZM151 146V145H150ZM184 146V145H183ZM202 146H203V148H202ZM225 146V147H224ZM229 147V148H228ZM234 147V146H233ZM138 148V147H137ZM144 148V147H143ZM150 148V147H149ZM156 148H157V146H156ZM158 148H160V147H158ZM162 148V147H161ZM178 148V147H177ZM197 148V149H198ZM86 149V148H85ZM163 149V148H162ZM181 149V148H180ZM221 149V148H220ZM54 150V149H53ZM111 150V149H110ZM197 151V150H196ZM216 151H218V150H216ZM225 151L227 152L228 150H226L225 149ZM229 151H231V149L229 150ZM228 151V152H229ZM86 152V151H85ZM100 152V151H99ZM135 152V151H134ZM163 152H165V151H163ZM174 152V151H173ZM228 152H227V155H230V154H228ZM34 153V152H33ZM36 153V152H35ZM40 153V152H39ZM176 153V152H175ZM175 153H174V155H175ZM189 153V152H188ZM208 153H206V154H208ZM50 154V153H49ZM72 154V153H71ZM110 154H111V152H110ZM109 154V155H110ZM173 154V153H172ZM186 154V153H185ZM190 154H192V153H190ZM211 153H209V155H210ZM218 154V153H217ZM216 154V155H217ZM220 154V153H219ZM159 155V154H158ZM164 155V154H163ZM208 155V156H209ZM76 156V155H75ZM95 156H96V154H95ZM108 156V155H107ZM177 156V155H176ZM176 156L174 157V158H176ZM208 156H206L207 158H208ZM220 156V155H219ZM33 157V156H32ZM144 157H146V156H144ZM144 157H142V159L144 158ZM159 156H157V158H158ZM165 157V156H164ZM172 157V156H171ZM200 157V156H199ZM214 157V156H213ZM255 159H253V158ZM258 157V159H256ZM109 158V157H108ZM161 158V157H160ZM160 158H158V159H160ZM173 158V159H174ZM73 159V158H72ZM148 159V158H147ZM147 159H145V162L147 161ZM150 159H152V158H150ZM178 159V158H177ZM182 159V158H181ZM223 159V158H222ZM232 159V160H231ZM252 159V160H251ZM42 160V159H41ZM69 160V159H68ZM157 160V159H156ZM187 160V159H186ZM185 160V161H186ZM189 160H191V159H189ZM237 160V161H236ZM248 160L250 161L249 163H245V161H247L248 162ZM104 161V160H103ZM149 161V160H148ZM151 162H153V160H150ZM149 161V162H150ZM155 161V160H154ZM177 161V160H176ZM106 162V161H105ZM127 162V161H126ZM139 162V161H138ZM140 162H142V161H140ZM139 162V163H140ZM171 162V161H170ZM170 162H168L167 163V165L170 163ZM220 162H221V160H220ZM115 163V162H114ZM146 163H148V162H146ZM155 164H156V161L154 162ZM166 163V162H165ZM201 163V162H200ZM215 163V162H214ZM213 163V164H214ZM54 164H56V163H54ZM128 164V163H127ZM149 164H151V163H149ZM218 164V163H217ZM238 164V165H237ZM45 165V164H44ZM46 165H49V163H47L46 162ZM56 165H58V163L56 164ZM61 165V164H60ZM96 165V164H95ZM137 166H139V164H136ZM152 165V164H151ZM150 165V166H151ZM169 165H171V164H169ZM174 165H175V163H174ZM178 165V164H177ZM59 166V165H58ZM111 166H112V164H111ZM132 166V165H131ZM142 166V165H141ZM146 166V165H145ZM213 166V165H212ZM241 166H243L244 168H242ZM140 167V166H139ZM147 167V166H146ZM154 167V166H153ZM159 167V166H158ZM65 168V167H64ZM134 168H136V166L134 167ZM151 168V167H150ZM164 168H165V166H164ZM213 168V167H212ZM113 169V168H112ZM117 169V168H116ZM137 169H138V167H137ZM136 169V171H139V169L137 170ZM153 169V168H152ZM163 168H161V170H162ZM202 169V168H201ZM214 169V168H213ZM114 170V169H113ZM129 170V169H128ZM140 170H142V169H140ZM158 170H159V168H158ZM160 170V171H161ZM183 170V169H182ZM35 171V170H34ZM71 170H69V172H70ZM127 171V170H126ZM132 171L134 172L135 171V169L133 170L132 169ZM143 171V170H142ZM142 171H140V174L142 175ZM146 171V170H145ZM48 172V171H47ZM54 172V171H53ZM68 172V173H69ZM113 172V171H112ZM118 172V171H117ZM129 172V171H128ZM149 172V171H148ZM148 172H146V173H148ZM39 173V172H38ZM72 173V172H71ZM125 173V172H124ZM144 173V172H143ZM162 173V172H161ZM67 174V173H66ZM120 174H122L121 176H123L124 174L123 173H120ZM128 174V173H127ZM130 174V173H129ZM137 173L135 172L133 175L135 176ZM150 175H151V173H149ZM157 173H155V175H156ZM173 175V178H172V180L173 181H171L170 183H171V185H170V189L172 188V190H169V191H171V193H170V195H171V197L173 196V197H177V196H174V195H178L179 194V191H181V188H183V186L182 187H180V178H182V173H178L177 172V170H174V172L172 173ZM179 174H181V176L179 175ZM202 174V173H201ZM51 175H53V174H51ZM57 175V174H56ZM119 175V174H118ZM126 175V174H125ZM132 175V174H131ZM146 175H148V174H146ZM149 175V176H150ZM184 175V174H183ZM39 176V175H38ZM61 176V175H60ZM79 176V175H78ZM85 176V175H84ZM143 176V178L145 179L146 178V176H144V175H142ZM154 176V175H153ZM152 176V177H153ZM158 176V175H157ZM157 176H155V177H157ZM80 177V176H79ZM125 178H126V176H124ZM127 177H128V175H127ZM139 177V176H138ZM50 178V177H49ZM119 178H120V175H119ZM135 178V177H134ZM133 178V179H134ZM149 178V177H148ZM159 178V177H158ZM224 178V179H225ZM38 179V178H37ZM53 179V178H52ZM85 179H87V178H85ZM121 179V178H120ZM123 179V178H122ZM121 179V180H122ZM140 179H141V177H140ZM150 179H151V177H150ZM153 179H155V178H153ZM170 179V178H169ZM196 179V178H195ZM34 180V179H33ZM54 180V179H53ZM116 180H119V179H116ZM116 180L114 181V182H116ZM121 180H119V182L121 181ZM124 180V179H123ZM126 180V179H125ZM135 180V179H134ZM138 180H139V178H138ZM67 181V180H66ZM112 181V180H111ZM136 181V180H135ZM150 181V180H149ZM217 181V180H216ZM78 182V181H77ZM137 182V181H136ZM151 182H153L152 180H151ZM200 182V181H199ZM117 183V182H116ZM121 183V182H120ZM140 183V182H139ZM150 183V182H149ZM154 183V182H153ZM169 183V184H170ZM198 183V182H197ZM43 184V183H42ZM82 184H83V182H82ZM98 184V183H97ZM143 183H141V185H142ZM145 184V183H144ZM150 184H152V183H150ZM162 184V182L160 183V185ZM167 183L165 182V185H166ZM169 184H167V185H169ZM69 185V184H68ZM155 185L156 184H154L153 186H154V191L156 190L155 188L157 187V185H156V187H155ZM162 185H164V182H163V184ZM161 185V186H162ZM203 185V184H202ZM1 186V185H0ZM78 186V185H77ZM85 186V185H84ZM136 186V185H135ZM138 186V185H137ZM136 186V187H137ZM140 186V185H139ZM145 186V185H144ZM146 186H148V185H146ZM251 186V185H250ZM254 186V185H253ZM256 186L254 187V188H256ZM68 187V186H67ZM185 187V186H184ZM201 187V186H200ZM213 187V186H212ZM217 187V186H216ZM70 188V187H69ZM99 188V187H98ZM158 188V187H157ZM162 188H164V187H162ZM166 188H168V186L166 187ZM199 188V187H198ZM198 188H196V187H191L190 185L189 186H187L186 185V187L185 188H183L184 190H187L186 191V193L187 192H189L190 194H192V192L194 191V190H196V189H198ZM203 188V187H202ZM205 188L206 187H204V191H202V192H206L205 191ZM209 188V187H208ZM221 188V187H220ZM252 188V187H251ZM25 189V188H24ZM67 189V188H66ZM134 189H136V188H134ZM139 189H141V188H139ZM147 189H148V187H147ZM150 189V188H149ZM165 189V188H164ZM200 190H201V188H199ZM26 190V189H25ZM159 190V189H158ZM162 190V189H161ZM3 191H4V189H3ZM72 191V190H71ZM79 191V190H78ZM141 191V190H140ZM150 191V190H149ZM148 191V192H149ZM163 191V190H162ZM167 191V190H166ZM169 191H168V193H169ZM250 191H251V189H250ZM253 191V190H252ZM251 191V192H252ZM2 191H0V193H1ZM5 192V191H4ZM143 192H145L144 190H143ZM152 192V191H151ZM182 192V191H181ZM180 192V193H181ZM217 192H218V190H217ZM216 192V193H217ZM255 192H257V191H255ZM3 193V192H2ZM128 193V192H127ZM154 193V192H153ZM156 193V192H155ZM159 193V192H158ZM172 193L174 194V195H172ZM248 193V194H247ZM6 194V193H5ZM151 194V193H150ZM199 194V193H198ZM24 195H25V193H24ZM153 195V194H152ZM158 195V194H157ZM161 195V194H160ZM179 195H181L179 198H180V201L179 202H177L176 203V200H178L179 198H171L170 197V199H173V200H175V203H176V205H174L175 206V212L173 211V213H174V217H177V218H174V221L175 220H177L178 219V221H173L172 220V223H171V229H172V231L174 230V231H178L177 233H176V235L178 234V236L180 235V231H181V235L183 234L182 232L184 231L183 229H185L187 232H188V229H189V231H192V232H194L195 234L194 235H196V231L198 230L196 227L198 226V222H197V217H196V212H197V210H196V208H195V205H194V201L192 202L191 201V199L189 198V197H185V196H183V194H179ZM178 195V196H179ZM193 195V194H192ZM3 196V195H2ZM19 196V195H18ZM21 196V195H20ZM23 196V195H22ZM39 196V195H38ZM47 196V195H46ZM72 196V195H71ZM154 196H156V195H154ZM159 196V195H158ZM167 196H168V194H167ZM199 196V195H198ZM251 196H252V194H251ZM254 196V195H253ZM260 196V195H259ZM260 196V197H261ZM26 197V196H25ZM255 197H258V195L256 196L255 195ZM263 197V196H262ZM47 198V197H46ZM69 198V196L67 197V199ZM72 198V197H71ZM74 198V197H73ZM165 198V197H164ZM164 198H163V200H164ZM252 198V197H251ZM7 199V198H6ZM38 199V198H37ZM156 199V198H155ZM158 199H161L160 197L158 198ZM169 199V201L171 202L172 200H170ZM198 199V198H197ZM258 199V198H257ZM24 200V199H23ZM168 200V199H167ZM199 200V199H198ZM263 200H264V198H263ZM34 201V200H33ZM75 201V200H74ZM145 201V200H144ZM158 200L156 199V202H157ZM160 201V200H159ZM196 201V200H195ZM206 201V200H205ZM256 201V200H255ZM260 201H262L261 199H260ZM7 202V201H6ZM153 202H154V200H153ZM155 202V203H156ZM198 202V201H197ZM253 202H254V200H253ZM252 202V203H253ZM20 203V202H19ZM24 203V202H23ZM53 203V202H52ZM167 203V201L165 200V204ZM257 203V202H256ZM262 203H264V202H262ZM6 204V203H5ZM21 204V203H20ZM54 204V203H53ZM58 204H59V202H58ZM67 204V203H66ZM151 205H153V207L155 208V206H154V203L152 204V203H150ZM160 204V203H159ZM168 204V203H167ZM166 204V205H167ZM172 204V203H171ZM3 205H4V203H3ZM46 205V204H45ZM158 204H156V206H157ZM166 205H163V207L164 206H166ZM203 205V204H202ZM235 205V204H234ZM237 205V204H236ZM58 206V205H57ZM68 206V205H67ZM77 206V205H76ZM90 206V205H89ZM170 206V205H169ZM206 206V205H205ZM238 206V205H237ZM243 206V205H242ZM264 206V205H263ZM263 206H261V208L263 209ZM24 207V206H23ZM59 207H61V206H59ZM58 207V208H59ZM159 207V206H158ZM167 207V206H166ZM259 207V209L257 210V208ZM27 208V207H26ZM29 208V207H28ZM62 208V207H61ZM61 208L59 209V210H61ZM154 208H151V209H154ZM171 208H174V207H172L171 206ZM63 209V208H62ZM155 209H157V208H155ZM170 209V208H169ZM212 209V208H211ZM257 211H260L261 212V215H259V217H261L262 218V222H263V224H264V216H263V212L264 211H261L262 209H260V205H257V207L255 208ZM158 210V209H157ZM239 210V209H238ZM256 210L254 211V214H257V213H255L256 212ZM264 210V209H263ZM7 211H9V210H7ZM29 211V210H28ZM62 211V210H61ZM166 211H168V209L166 208V210L164 211V212H166ZM71 212H73V211H71ZM152 212H153V210H152ZM154 212H155V210H154ZM154 212H153V214H154ZM201 212V211H200ZM204 212V211H203ZM205 212H207V210H205ZM260 212H258V214H260ZM27 213V212H26ZM62 213H63V211H62ZM83 214V213H82ZM81 214V215H82ZM157 214V213H156ZM164 214V213H163ZM197 214H199V211H198V213ZM205 214H207V213H205ZM237 214V213H236ZM3 215H5V214H3ZM9 215V214H8ZM58 214H56L55 216H57ZM63 215H64V213H63ZM155 215V214H154ZM154 215H152V216H154ZM168 215V214H167ZM218 215V214H217ZM239 215V214H238ZM244 215V214H243ZM252 215V214H251ZM11 216V215H10ZM31 216V215H30ZM29 216V217H30ZM75 216V215H74ZM78 216V215H77ZM157 216V215H156ZM165 216V215H164ZM164 216H163V218H164ZM173 216V215H172ZM248 216H249V214H248ZM52 217V216H51ZM61 217V216H60ZM169 217V216H168ZM195 217H196V219H195ZM218 217V216H217ZM235 217V218H234ZM258 217V216H257ZM27 218V217H26ZM154 218V217H153ZM152 218V219H153ZM166 218V217H165ZM171 218V217H170ZM239 218V217H238ZM237 218V219H238ZM260 218V219H261ZM46 219V218H45ZM68 219H69V217H68ZM155 219H157V218H155ZM168 218H166L165 220H167ZM255 219V218H254ZM28 220V219H27ZM159 220V219H158ZM202 220V219H201ZM241 219H239V221H240ZM248 220V219H247ZM9 221V220H8ZM25 221V220H24ZM31 221V220H30ZM59 221V220H58ZM62 221V220H61ZM78 221V220H77ZM167 221H169V220H167ZM165 222V223H167V225L166 226H168V222ZM196 221V222H195ZM212 221V220H211ZM39 222V221H38ZM206 222V221H205ZM237 222V221H236ZM261 222V223H262ZM6 223V222H5ZM8 223V222H7ZM71 223V222H70ZM73 223V222H72ZM98 223V222H97ZM96 223V224H97ZM154 223V222H153ZM216 223V222H215ZM35 224V223H34ZM59 224V223H58ZM75 224V223H74ZM169 224H170V222H169ZM246 224V223H245ZM250 224H251V222H250ZM263 224H261L262 226H263V228H264V225ZM70 225V224H69ZM78 225V224H77ZM165 226V225H164ZM201 226V225H200ZM199 226V227H200ZM198 227V228H199ZM236 227V226H235ZM54 228V227H53ZM69 228V227H68ZM148 228V227H147ZM161 228V227H160ZM165 228V227H164ZM168 228H169V226H168ZM262 228V231H264V229ZM57 229V228H56ZM56 229H55V231H56ZM59 229V228H58ZM76 229H78V228H76ZM211 229H213V228H211ZM247 229V228H246ZM259 229V228H258ZM60 230V229H59ZM167 230V229H166ZM169 230V229H168ZM167 230V231H168ZM183 230V231H182ZM234 230V229H233ZM65 231V230H64ZM173 231V232H174ZM241 231V230H240ZM253 231V230H252ZM91 232V231H90ZM192 232H191V234H192ZM215 232V231H214ZM230 232V231H229ZM56 233V232H55ZM174 233V234H175ZM212 233V232H211ZM236 233V232H235ZM249 233V232H248ZM261 233V232H260ZM264 233V232H263ZM46 234V233H45ZM62 234H64L63 232H62ZM62 234H61V236H62ZM85 234V233H84ZM188 234V236L190 235L189 233H186V235ZM199 234V233H198ZM231 234V233H230ZM90 235V234H89ZM125 235V234H124ZM176 235H175V237H176ZM214 235V234H213ZM220 235V234H219ZM229 235V234H228ZM123 236V235H122ZM127 235H125L124 237H126ZM177 236V237H178ZM183 236V235H182ZM182 236H181V238H179V239H182ZM193 236V235H192ZM191 236V237H192ZM240 236V235H239ZM252 236V235H251ZM260 236H261V234H260ZM85 237V236H84ZM117 237H119V236H117ZM174 237V238H175ZM190 236L188 237L189 238V240H190V238H191ZM255 237V236H254ZM76 238V237H75ZM136 238V237H135ZM188 238L186 239V242L188 241ZM194 238V239H193ZM193 240H195V236H193ZM207 238V237H206ZM220 238H221V235H220ZM219 238V239H220ZM242 238V237H241ZM81 239V238H80ZM126 239H128V241H129V243H128V241L126 242V246L128 247V245L131 243V242H134V241H131L130 242V239L128 238V237H126ZM131 239H132V237H131ZM139 239V238H138ZM191 239V240H192ZM203 239V238H202ZM201 239V240H202ZM205 239V238H204ZM213 239V238H212ZM218 239V238H217ZM223 239V238H222ZM85 240H86V238H85ZM89 240H90V238H89ZM143 240V239H142ZM176 240V239H175ZM196 240H197V235H196ZM235 240V239H234ZM245 240V239H244ZM73 241V240H72ZM78 241V240H77ZM84 241V240H83ZM87 241H88V239H87ZM118 241V240H117ZM124 241H126L125 239H124ZM200 241V240H199ZM214 241H215V239H214ZM220 241V240H219ZM219 241H215L214 242V246L216 245L217 246V244H219L220 242ZM138 242H140V241H138ZM185 242V241H184ZM207 242V241H206ZM219 242V243H218ZM223 241H221V243L220 244H223L222 243ZM235 242H236V240H235ZM235 242H234V244H235ZM239 242V241H238ZM237 242V243H238ZM122 243H123V241H122ZM190 243V242H189ZM201 243V242H200ZM249 243H250V241H249ZM248 243V244H249ZM75 244H77V243H75ZM128 244V245H127ZM132 244H135V245H137L135 242L134 243H132ZM131 244V245H132ZM140 244V243H139ZM185 244V243H184ZM183 244V245H184ZM191 244L192 245H190V246H192L191 248H196V244H197V241L196 242H192L191 241ZM195 244V245H194ZM203 244V243H202ZM219 244V245H220ZM130 245V248L133 246H131ZM173 245V244H172ZM195 247H194V246ZM207 245V244H206ZM231 245V244H230ZM245 245H247V244H245ZM252 245H254V244H252ZM92 246V245H91ZM125 246V249H126V252H127V249L129 248H127ZM138 247H136L135 249H142L143 251H145L143 248H139L140 246L139 245H137ZM212 246V245H211ZM210 246V247H211ZM232 247L234 246V245H231ZM230 246V247H231ZM242 246L244 247V245L242 244ZM249 246H250V244H249ZM209 247V246H208ZM227 248H228V246H226ZM243 247H241V249H243ZM254 247V246H253ZM129 248V249H130ZM217 248L219 249V252L221 253V254H223L224 255V252H225V244H224V247H223V245L219 248V246H217ZM235 248V247H234ZM247 248V246L245 247V249ZM254 248H259V247H254ZM96 249V248H95ZM152 248H150V250H151ZM216 249V248H215ZM230 249V248H229ZM229 249H227V251L228 252H230V250ZM233 249V248H232ZM245 249H243V250H245ZM249 249V248H248ZM248 249H246V251L248 250ZM37 250H39V249H37ZM124 250V249H123ZM141 250V252H143ZM160 250V249H159ZM202 250V249H201ZM205 250V249H204ZM208 250V249H207ZM234 250V249H233ZM237 250V249H236ZM235 250V251H236ZM240 249H238V251H239ZM243 250H241V252H243ZM125 251V250H124ZM131 252V253H127V255L129 254H132L133 252V250H132V248H131V250H128V252ZM139 251V250H138ZM138 251H137V253H138ZM147 251V250H146ZM169 251V250H168ZM216 251V250H215ZM232 251V250H231ZM249 251H250V249H249ZM252 251V250H251ZM250 251V252H251ZM104 252V251H103ZM102 252V253H103ZM125 252V253H126ZM135 252V254H137L136 253V250L134 251ZM140 251H139V253L138 254H140L141 253ZM152 252V251H151ZM150 252V253H151ZM155 252H157V251H155ZM165 252V251H164ZM209 252V251H208ZM121 253H122V251H121ZM145 253H147V252H145ZM154 253V252H153ZM153 253H151L152 255H153ZM157 253H159V252H157ZM171 253V252H170ZM169 253V254H170ZM206 253V252H205ZM212 253V252H211ZM210 253V254H211ZM217 253H218V251H217ZM219 253V254H220ZM257 253H259V252H257ZM262 253V252H261ZM134 254V255H135ZM163 254V253H162ZM168 254V253H167ZM172 254H174V253H172ZM213 254H214V252H213ZM218 254V255H219ZM220 254V255H221ZM231 254H233V253H231ZM240 255V254H238V252H234V255H233V257H229V258H232V260H231V262H232V264H241V261H240V259H239V257L237 256V255ZM242 254H244V253H242ZM249 254V253H248ZM247 254V255H248ZM42 255V254H41ZM133 255V254H132ZM132 255H131V257H132ZM133 255V256H134ZM142 254H140L139 256H141ZM144 255H147V254H144ZM143 255V256H144ZM149 255V254H148ZM147 255V256H148ZM159 255H161V251H160V254ZM165 255H166V253H165ZM215 255V254H214ZM214 255H211V257L212 256H214ZM227 255V254H226ZM229 255V254H228ZM251 255V254H250ZM257 255V254H256ZM124 256V255H123ZM125 256H126V254H125ZM137 256V255H136ZM138 256V257H139ZM147 256H145V257H143L144 259L146 258V260H145V262L148 260L147 258H149V257H147ZM154 256H156V254L154 253ZM173 256V255H172ZM171 255H170V257H172ZM175 256V255H174ZM173 256V257H174ZM193 256V255H192ZM244 256V255H243ZM130 257V260H129V256H128V258H126L128 261H131L132 260V258ZM151 257V256H150ZM162 257V256H161ZM165 257V256H164ZM168 258H170L169 257V255L167 256ZM175 257H180V256H175ZM201 257V256H200ZM199 257V258H200ZM208 257V256H207ZM210 257V256H209ZM219 257V256H218ZM218 257L217 256H215L214 257V259H216L217 260V262H219L218 261ZM254 257H256V256H254ZM259 257V256H258ZM260 257H261V255H260ZM92 258V257H91ZM134 258V257H133ZM141 258H142V256L140 257V259L139 260H141ZM152 258H154V257H152ZM158 257L156 256V259H157ZM160 258V257H159ZM158 258V259H159ZM166 258V257H165ZM202 258H203V256H202ZM213 258V257H212ZM210 259V260H213L212 262L213 263H217V262H214V259ZM241 258V257H240ZM249 258H250V256H249ZM90 259V258H89ZM95 259V258H94ZM157 259V260H158ZM164 259V258H163ZM167 259V258H166ZM175 259V258H174ZM184 259V258H183ZM205 259H207V258H205ZM258 259V258H257ZM134 261H135V259H133ZM138 260V259H137ZM151 260V259H150ZM161 260H162V258H161ZM171 260H172V258H171ZM186 260V259H185ZM199 260V259H198ZM201 260V259H200ZM215 260V261H216ZM251 260V259H250ZM252 260H253V258H252ZM259 260V259H258ZM261 260V259H260ZM259 260V261H260ZM126 261V260H125ZM154 261V262H153ZM159 261H160V259H159ZM165 262H166V260H164ZM175 261H176V259H175ZM179 261V260H178ZM177 261V262H178ZM191 261V260H190ZM189 261V262H190ZM244 261H245V259H244ZM132 262V261H131ZM130 262V263H131ZM140 262V261H139ZM141 262H142V260H141ZM143 262H144V260H143ZM151 262V263H150ZM148 261V263H150V264H162V263H159L158 261L156 262L154 259L152 260V261ZM161 262V261H160ZM168 262V261H167ZM171 262V261H170ZM173 262H174V260H173ZM189 262L187 263V264H189ZM193 262V261H192ZM196 262V261H195ZM204 262V261H203ZM207 262H208V260H207ZM230 262V261H229ZM246 262H247V259H246ZM254 262V261H253ZM252 262V263H253ZM148 263H146V264H148ZM176 262H174V263H166V264H175ZM179 263H181L182 264V261H179ZM178 263V264H179ZM200 263L202 264V261H200ZM223 263H225V262H223ZM135 264V263H134ZM163 264H165V263H163ZM177 264V263H176ZM184 264V263H183ZM193 264V263H192ZM198 264V263H197ZM205 264V263H204ZM229 264V263H228ZM248 264H250V263H248ZM253 264H264V261L262 260V262H257V261H255Z\"/></svg>","mask_w":264,"mask_h":264}]
</instances>
